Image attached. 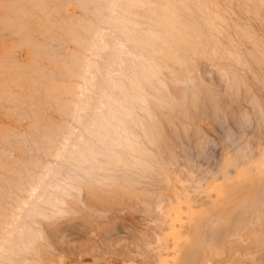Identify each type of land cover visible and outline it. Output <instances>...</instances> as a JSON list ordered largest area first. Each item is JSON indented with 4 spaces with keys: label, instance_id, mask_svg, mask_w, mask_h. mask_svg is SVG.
<instances>
[{
    "label": "rangeland",
    "instance_id": "374dc122",
    "mask_svg": "<svg viewBox=\"0 0 264 264\" xmlns=\"http://www.w3.org/2000/svg\"><path fill=\"white\" fill-rule=\"evenodd\" d=\"M5 1L13 2L14 0L13 1L5 0ZM5 1L0 0V4L4 2L2 4L4 6L6 4ZM50 1L49 0H47V2L44 0H42V2L41 0H39V2L36 1V3L40 4L43 9L45 8L44 12H46L44 13L46 20L43 18L45 21L44 22L42 21V25L48 21H52L53 23L57 15H55V17L53 18H52L53 15L52 16L50 15L54 11H56V13L57 12L63 13V14L59 13L60 19L66 16L68 17L70 16V19L71 17L75 18L73 19L74 21H72V19L70 20L68 17L65 18V21L68 18L69 22L71 21L73 25L71 22L68 25L69 23L67 22L68 20L65 22L64 19L63 20L61 19V22L57 19L59 22H57L56 24L58 25L54 24L56 25L55 27L58 28V29L56 28V30L60 32V29H61V34L65 33L63 32L64 30L62 28H65V31H67L64 35L62 34L63 36L60 35V33L56 34L57 38L60 35L61 39L62 38L64 39L66 34L69 32V34H67V37L65 38L67 39L70 38L69 39L70 41H66V43H63L65 42L64 40L66 39L64 40L62 39V41H60L61 40L59 39L60 37L58 38L59 41H57L58 39L55 37V35L53 36L54 39L56 38L55 40L50 38V39H45L44 41V38L46 37H44L45 35L43 36V33L45 32L47 34L48 33L47 30L49 31V29L48 27H43V26L39 27L41 25H38V27L42 28L43 30L40 29L41 32H39L38 30V33H36L37 30L34 31V28L35 27L37 28L36 24L29 26V27H32V30L35 32V35L33 37L36 36L38 40V41L32 40L35 45L32 44L33 43L32 41L28 42L29 40H31L32 34H34V32L32 31H30L32 32L31 36H29L31 37L30 39H28L26 36L24 39V35L22 36L23 37L22 39V37H20V34H16L14 29L12 31L9 29L11 27H8V26L6 27V25L4 26L5 24L3 23L4 19H7L8 16L11 14V12L8 13V9L5 10L4 7L3 8L0 7V21H2L3 19V21L0 22V56H3V57H0V58L7 60V62L3 61L2 59L0 60L2 61L0 62L1 63L0 65H2V63L6 65V66L5 65L0 66V73L1 74L4 73V75L2 74L3 76L0 74L1 76L0 85L3 86V88L0 86L1 87L0 88V169H1L0 170L1 172L0 173V198H1L0 199V217H1L0 218V223H1L0 229L3 231L2 232L0 230V233H1L0 234L1 235L0 236V248L2 247L1 245L3 243L2 253H4V254L0 253V261L3 260L2 263L4 264H10V262L12 264H26L27 259H30L28 260V263L30 264L32 263L31 259H33V254L35 253V251L37 253V250H39L38 252L40 253L45 248L48 247L47 249H45L44 252L41 253V255L39 253L37 254L38 256V258L36 257L37 264H158V262L159 264L161 263L162 264H208V263L209 264H264V238H263L264 237V222H263L264 213L261 210L262 205L264 203V190H255L253 191V194L250 197L251 199H254V200L255 199L262 200L261 205L259 206H251V205L239 206L238 203H235V201H231L232 203H235V204L229 205L230 209L232 208L231 214L228 215L229 222L224 225H218L212 222H210L211 225H207L206 221L203 220L204 214L197 213L194 216L195 212L193 213V211L195 210L196 211L200 209L203 210L204 207L209 206L208 204L211 203V200H214L216 197L218 200L219 198L222 199L221 194L223 195L224 193L229 192L228 190L230 188L231 189H233V187L236 188V186L244 184L247 180L255 182L259 178H264V175H263L264 174V56H263L264 55L263 54L264 53V17H263L264 16V9H263L264 6L260 7L259 5L258 8L260 10L257 9L256 7L253 8L255 6L254 3L248 2L247 4V0L246 1L244 0L242 1L241 0H190L191 2L189 0H173V2L172 0H166V2L164 0H158L160 3L163 2L165 5H163V3L162 4L158 3L157 0H153L155 1L153 2V4H152V0H147V1L143 0L144 2H142L141 0L139 1L131 0L130 3H132V5L128 3V1L126 0H119V1L118 0H115V1L114 0H110V1L109 0L108 1L99 0L100 4H98L99 3L98 0L97 1H94V0L87 1L86 0V2L84 1L85 3L83 2L84 4L82 3L83 0H80V3L78 2V0H71V1L70 0H66V1L65 0H52L51 2ZM57 1L61 3H58ZM74 1H77L79 3L78 6L76 5L77 2L74 3ZM104 1H105V5H104ZM117 1L119 4L116 3ZM44 2L46 4L49 2L48 3L49 5L48 4L44 5L45 4ZM62 2H65V3H62ZM113 2H115L118 5V9L117 7H115L116 5ZM149 2H151V4ZM178 2L180 5L177 4ZM89 3H92L94 6ZM106 3L108 5L105 11H104L105 9L104 7L99 9V7L101 6H106ZM142 3L144 5H142ZM168 3H170L169 8L167 7ZM146 4L148 5V7L146 6ZM181 4H183L182 5L183 7L181 6ZM40 5H39V8H40ZM50 5L53 8H50L51 7ZM79 5L80 6L85 5V6L80 7ZM86 5H90L91 8L90 6L86 7ZM128 5L131 6L129 10H127L129 8ZM149 5L150 6L152 5L151 8H149L150 7ZM47 6L50 9V11L46 9ZM96 6H99V7L95 10ZM145 6H146V11L144 10ZM125 7L126 8L128 7V8L126 9ZM132 7H134L133 9L134 12H137V11L139 12L138 13L139 16L137 15V13H133V10L131 9ZM138 7L139 9H141V11L143 8L144 10L142 11L144 12L143 16L145 15L146 17L144 16L142 18L141 16V18L143 20L147 19L149 24L147 23V21L143 22L142 20L141 22V19H140L141 23L138 24L139 17L142 14V12H140ZM81 8H84L87 14L84 13V10ZM87 8L89 9L87 10ZM91 9H94L97 12V15L94 16L96 12L93 13V11H90ZM98 9L99 10L103 9V12L101 11L102 13L100 14V11ZM168 9L170 10L168 11ZM120 10H121V13H123V15L120 13ZM125 10H127L128 12ZM130 10L132 13L129 12ZM147 10L150 12H148ZM48 13L49 14L51 13V14L48 15ZM90 13H92V15H90ZM98 13L100 14V16L98 15ZM108 13L109 15L107 16ZM127 13L128 14L130 13V14L128 15ZM160 13L162 16L161 15L159 16ZM202 13L205 16H203ZM29 14H30V11H28L27 16H31V18L32 17L34 18L32 14L31 15ZM117 14L120 15V17L117 16ZM131 14L132 16H130ZM133 14L137 15L136 18L135 16H133ZM208 14H209V17L211 16L210 18L212 19V21L213 20L216 21L215 24L218 23L220 25V26L217 25L218 27L216 30L214 29L216 28L214 26L215 24H213L212 28L208 26L210 27L208 29L214 30V31L212 30L213 31L212 33H211V30L208 31V29H204L205 27L201 28L203 30L202 32L200 29V26L203 27L205 23L207 22L205 21V23L204 22L202 23L204 25L202 24L200 25L199 23L201 22V19L204 20L207 17L206 15ZM105 15L109 19V21L113 22V25H112L113 27H111V24L109 26L107 25L106 27H104L105 24H108L109 22V21L108 22L106 21L108 19L105 17ZM27 16L25 14L24 18L25 17L27 18ZM48 16H50L52 19L49 18L50 20H48L47 19ZM179 16H180V19H179ZM123 17L125 18L123 19ZM127 17L129 19L128 20L129 23H124V21L127 20ZM132 17L135 18L133 19L135 20V22L132 21ZM31 18L29 20H31ZM76 18H79V19L76 20ZM81 18H82V22H81ZM110 18L112 19L110 20ZM120 18H122V20ZM137 18L138 20H136ZM83 19L88 22L87 23L83 22ZM103 19H105L107 23L106 22L100 23L104 21ZM113 19H115L116 23L118 24L115 23V20L112 21ZM173 19H176L177 21H179V23L181 21L180 24H183V27H181L180 30H176V32L182 34L186 30L187 31L186 38L191 39L190 40L191 42L189 40L188 42L182 41L181 43H177L174 41V42H171V44L170 43L164 44L162 42L164 40L162 39L163 37H167L168 39H170L168 34H170L171 30H172L171 31L172 33L175 32L173 31L175 29H171L168 26L169 23ZM211 19L209 21H211ZM153 20L157 21V23L154 22ZM62 21H64V23ZM95 21L97 22V24L95 23ZM167 21L169 22L167 23ZM193 21H196V23L199 25H197ZM74 22L77 23L76 24L77 26L74 25ZM79 22L81 23V25L78 24ZM136 22H138L137 23L138 25L136 24ZM52 23L48 22L47 26L48 25L50 26L51 24L50 28L52 27L54 28V25ZM60 23H62V25ZM142 23H144V25H142L144 26L143 28L140 27ZM94 24L96 25V27L100 28V29L98 28L100 31L97 30ZM128 24H130V27ZM44 25L46 26V24ZM65 25L67 29H69V31L66 29ZM125 25H128V26H125ZM156 25L157 26L159 25V27H157ZM194 25L199 26V28L196 29ZM70 26L72 27V30L71 28H69ZM73 26H76V30L74 31H73ZM78 26L83 27V29H81L79 33H77ZM88 26L90 27L89 29H91L92 31L89 29L87 30ZM123 26L126 30V33L124 31ZM135 26L137 29L135 28ZM93 27H95V30H93L94 29ZM191 27L192 29H194L195 27V29L197 30V33H195L194 31H191V29H189ZM5 28H8V29H5ZM84 28L86 30H84ZM118 28H120V30ZM244 28L247 30V32L243 30ZM3 30L6 32H4ZM53 30H54V33L57 32L55 31V28ZM51 31L52 29L48 33L50 34V37L52 36L51 34L53 33V32L51 33ZM72 31L73 32L76 31L78 37L81 36L79 37L80 39L77 38V35H75L76 33H74V36H73ZM123 31L125 33L124 35L127 34L131 37L129 38L127 35L121 36ZM97 32L99 33L97 34ZM208 32H210L209 37H208ZM152 33L154 35L155 33H157L158 37H154ZM211 34L215 38L217 37L216 39L218 40L217 41L218 43L220 42L219 43L220 45L216 43V46H217L216 48L218 50L215 47H213V50H210V51L208 50L209 49L208 45L210 42H212L211 41L212 38H210ZM102 35L103 36L105 35V36L103 37ZM108 35L109 37H107ZM121 37H124V38L127 37V38H125L126 40L125 39L123 40V38ZM133 37H136L135 39L136 41L134 40ZM26 38L28 40H26ZM104 38L108 42L112 41L110 45L108 42H106V40H104ZM71 39L75 41H71ZM127 39L131 41V44L129 40L127 41ZM149 39L152 40L153 43ZM207 39H209V41ZM86 40L89 42H87ZM146 40L148 41V43L146 42ZM21 41L22 43H20ZM36 41L38 42V46H39V42H42V41L45 42L44 45L46 47L39 46L41 48V51H39L40 48L36 46ZM102 41L105 44L107 43L108 46L103 45ZM95 42H97L98 44L97 43L95 44ZM125 42L126 43L129 42V45L131 47L129 45L125 47L126 45ZM207 42H209L208 45H207ZM30 43L33 46L32 45L30 46L29 45ZM122 43H124V45ZM132 44L139 45V48H138L139 51L136 50V53H138V56L137 54H135V52L133 53V51H135L136 45L132 46ZM47 45L49 47H47ZM95 45H97L98 47ZM34 46H36L38 51H35L36 48ZM108 47L109 49H107ZM33 48L35 49L34 51L36 55L39 52L40 53L38 54V56L41 54L39 57L37 56V59H35L36 55L33 54L32 52ZM42 48L44 49L43 52H42ZM47 48L50 53L47 52L46 50ZM103 48L105 49L103 50ZM127 48L128 50H126ZM257 48L259 49V52L257 51L258 50ZM146 49H148L147 50L148 52L145 51ZM102 50L105 51V53H103ZM185 50L188 52H185ZM215 50L217 52H215ZM6 51L9 53V55ZM129 51L130 53H128ZM44 52L46 53V56L43 55ZM106 52H108L107 56H105ZM187 53H189L188 54L189 57H186ZM259 53L263 55H260ZM52 54H56V56L55 55L53 56ZM96 54L99 56H96ZM103 54L105 55L100 59V57ZM47 55L49 56L51 55V56L50 57L48 56L47 58ZM57 55L58 56L60 55V56L58 57ZM118 55L120 56L118 57ZM192 55L194 56V59H192L193 58ZM68 56L70 57L68 58ZM147 56L149 59L154 57L150 60V63H151L150 65L149 63L146 62ZM8 57L13 60L9 61ZM43 57H45V59H43ZM55 57H57L56 58L57 60H54ZM62 57L64 58V60ZM104 57L106 58L109 57V58L108 60L107 59L105 60ZM210 57L212 58L211 60L209 59ZM174 58L175 59L177 58L178 60L177 59L174 60ZM131 59L133 60V62H130ZM201 59H203L204 61ZM34 60L38 64L37 63L35 64ZM60 60L65 61L64 62L65 65L64 64L61 65V63L63 62H61ZM66 60L68 63L66 62ZM186 60L187 62H185ZM188 60H190L191 62ZM8 61L9 62L15 61L16 63H18L19 61L18 64H15V62L14 64H12L13 68L16 65L20 66L21 68L16 67L17 69L16 68L14 69L18 71L21 69L19 72L22 77L23 75L25 76L26 80L25 79L22 80V77L19 79L20 75H17L18 74L17 71L14 70L13 68L6 69V67L8 66L11 67V63H9ZM31 61L35 64V66H32L33 63ZM49 61H51V63H49ZM69 61L71 62L72 65L69 64L70 63ZM137 61L138 63L139 62L140 63L138 64ZM103 62L105 63L107 62V64ZM179 62L182 64H180ZM23 63H25V65L32 66V67L29 66L30 67V70L28 69L29 72L27 71V69H25V67H22V65H24ZM131 63H135L136 65L135 66L133 64L134 65L133 70H131L133 68V65ZM53 64H57V65H53ZM167 64L170 67L167 66ZM152 65L154 66V68ZM37 66L38 67L41 66V67L38 68ZM119 66H121L120 69H119ZM192 66L193 67L196 66L194 67L195 69ZM234 66L236 69H233ZM3 67L6 69V72L4 71L5 69ZM33 67L36 68L35 72L33 71L35 70ZM94 67L95 68L97 67L99 70L94 69ZM2 68L4 69L3 71H2ZM32 68L33 70H31ZM68 68L70 71L68 70ZM191 68L192 70H190ZM127 69L131 71V72L129 71L131 74L130 73L127 74L128 73ZM7 70L9 71V73ZM11 70L13 71L14 74L12 73ZM153 70L155 71V73H153L154 72ZM159 70L161 71L160 74H159ZM186 70L188 73L186 72ZM93 71H95L94 73L96 74H94ZM179 71H181V73ZM22 72L23 73L25 72V73L22 75ZM32 72L34 73V75L31 74ZM67 72H70V73H67ZM27 73L31 75L27 76ZM58 73L59 74L61 73V74L58 75ZM8 74H9V77L6 76ZM42 74H45V76ZM157 74H159L158 76L159 77L161 76V77L157 78L158 77ZM165 74L167 77L165 76ZM167 74L168 75L171 74V75L168 76ZM13 75H15L16 77ZM121 75L122 76L124 75L125 79ZM126 75L128 76L132 75V77H135V79H133L132 77L129 78ZM4 76L6 77L3 78ZM51 76L54 77L52 78L53 80L51 79ZM95 76L99 79V81ZM109 76H111L112 78ZM30 77H32L33 79H31ZM48 77L50 80H48ZM126 77H127V80H126ZM29 78L31 79L32 82L35 79L36 80L35 83H32L30 80H28ZM67 78L69 82L67 81ZM95 78L97 79L99 84H97ZM136 78L138 80H136ZM164 78H166L167 81H165ZM10 79L11 81L12 80L13 81L11 82ZM45 79L50 82L46 81ZM107 79L111 81V83H109ZM111 79L115 82H113ZM119 79H120V85H119V81L118 83L116 82V80H119ZM123 79L126 81H123ZM160 79H163V81L160 82L161 81ZM51 80L53 83L51 82ZM26 81L29 83V84L26 83L29 86L24 85ZM127 81H130L131 83H133L132 85H133L134 90L132 88V85H129L131 83L128 84ZM94 82H96L97 84V85L95 84L96 86L94 85ZM125 82H127V84H125ZM3 83L4 84L8 83V84L4 85ZM31 83L33 85H31ZM100 84L102 85L104 89L100 87L101 86ZM111 85L114 89L111 87ZM114 85H116L118 88H116ZM126 85L127 87L128 86L130 87L127 88ZM138 85L139 87H137ZM141 85H143V88L146 87L147 90L144 89V92H143V90L141 89V92H140V88H142L140 87ZM54 86L56 87L57 90L54 88ZM120 86L121 88H119ZM164 86H166V88ZM51 87L53 89H51ZM108 87H110V89ZM54 89L56 90V92H52L54 91ZM129 90H131L133 93H131V91ZM150 90H151V94H150ZM136 91L140 92V95L139 93H136ZM146 91H149V93L148 92L146 93ZM11 93L13 94V96H11ZM119 93L121 95V98H123L125 95L124 97L125 99L123 98L124 100L123 99L120 100ZM51 94H52V97H51ZM169 94H170V97H168ZM156 96L157 98H159L158 100L155 98ZM107 97L108 98L110 97V99L112 100L114 99L113 100L114 103L110 102L112 101L110 99L108 101ZM117 97L119 98V100H117ZM161 97H162V100H160ZM135 98L137 100H140V99L141 100L138 102L137 100H135ZM115 101H116V104L122 103L120 105H122L124 112L122 109L121 110L118 109L121 106H116ZM48 102L50 104H48ZM142 102L144 105L142 104ZM111 106H112V109H111ZM166 106H168L169 108ZM109 109L112 111H109ZM95 112H96V115H95ZM111 112L114 114V117H112V119H111V116L113 114L111 115ZM118 119H120L121 122ZM101 120L103 122H101ZM47 122L50 124H48ZM126 122L128 123V125ZM150 122L152 124H150ZM45 123L46 125H43ZM142 127H144L145 129ZM89 128L91 131L89 130ZM98 128H101V129H98ZM113 128L115 129L113 130ZM150 130H151V134H150ZM131 131H133V133H131ZM158 133H161V134L159 135ZM147 134L151 135V137L148 136ZM50 138L51 140H49ZM116 138L119 141L117 143L118 145H116V141H117ZM149 138L151 140L150 142H149ZM129 142H131L132 144L135 143L133 144L134 146L136 145H139V146L135 147L136 148L135 150L134 146H132V144H130ZM120 143L122 147L121 145H119ZM124 145H126V147ZM131 146L132 148H130ZM138 147L140 150L143 151L142 157L141 156L138 157V153H137ZM130 149L131 150L134 149L135 151L134 150L132 151L136 152V155ZM89 150H91L92 154L89 152ZM97 150H98V153H97ZM142 151H138V152L142 153ZM100 152H103V153H101L100 155ZM120 152L121 154H119ZM150 153L152 156L150 155ZM94 154L97 155L96 156L97 158L95 157ZM77 155L80 156L81 161L78 159ZM91 155L92 156L94 155L93 159ZM81 156L85 158L88 157V159H85ZM99 156H101V158ZM102 156L104 157L102 158ZM106 157L107 159L104 162L103 159ZM122 157L123 159L125 158V160H121ZM131 157L132 159H130ZM111 158H114V159H111ZM82 159L85 160V164L87 163L86 166L85 165L82 166V163L84 162ZM90 159L92 160L91 163H89ZM93 160H95V162L97 161L96 164H93L95 163L93 162ZM140 160L141 162H139ZM122 161H124V164ZM136 161H138V164ZM100 162H102L101 165L104 164V166H101L99 164ZM109 162H111L112 164L110 165ZM117 162L120 164H123V166L120 164L117 165L118 164ZM142 162L143 164L146 163L145 165L148 164L147 166L148 167L150 166V168L147 167L148 168L147 169L145 165L141 164ZM74 163L76 164V167ZM78 163L80 164V166ZM105 164H107L108 166H106ZM70 165H72V167ZM114 165L116 166V169ZM124 165H127V166H124ZM132 165L133 166L136 165L135 168L134 167L132 168ZM139 165L142 167H140ZM87 166L91 170H94L93 169L94 166L95 168L97 167L96 171L100 173H97L96 171L91 172V170ZM143 166L145 167L143 168ZM79 167L81 168L80 170V172H82L81 175L80 173H78ZM85 167H87L90 170V174L88 172L89 170L86 169ZM104 167L107 170L103 169ZM73 168L75 169L77 168L78 170L75 171V169ZM135 169L137 170V172ZM149 169L150 171L152 169V171L150 172ZM68 170L69 171L72 170L70 171L71 175L67 173L69 172ZM102 170L105 171L106 173L103 172ZM64 171L66 174H68L71 177V179L68 177V175L64 173ZM114 171L116 175H113L115 174ZM73 173H76V174L73 175ZM84 173H86L85 174V176H87L85 177L86 179L83 177ZM91 173L94 175H92ZM134 174L135 175L138 174V176L136 175L137 178L135 177ZM37 175H38V178H37ZM72 175H73V179H72ZM101 175L102 176L104 175L103 178L105 177L104 179L105 181H110L109 177H111L112 183L110 182L109 183L110 184L114 183V184L112 186L111 185L107 186V188H110V189L106 188L105 184L107 183L102 180ZM123 175H124V179L122 178ZM63 176L65 177L67 176V178ZM76 176H79L80 180L82 179V181H80L78 177L76 179ZM80 176H82V178ZM98 176H101V178H99ZM119 176H120V179H118ZM4 177H7V178H4ZM106 177L108 178V180ZM48 178L49 179L51 178L54 183ZM56 178L58 179V181L56 180ZM64 178H65V181H63ZM125 178L131 181L133 179H134L133 181L136 180L135 181L136 184L131 182L132 184L135 185L134 186L131 184L132 190L131 188L129 190L130 183H127V179ZM138 178H142L143 180L141 179L138 180ZM67 179L68 180L70 179L69 181L73 180V183H71L72 186L70 185V182ZM55 180L57 181L56 182L57 187L55 185ZM93 180H94V183H90V182H93ZM96 180H98V182ZM122 180H125V181H122ZM49 181L51 184L49 183ZM79 181L80 182L85 181V183L82 184ZM95 181L97 182V184ZM59 182L60 184L62 183L63 184L60 185ZM124 183H126L127 185ZM92 184H94L95 186L93 187L98 188V190L97 189L94 190V188L92 187L93 189H90L91 191L90 192L88 190L89 189L88 186L91 187ZM58 185H60V188ZM76 185L78 189H76ZM62 186L65 188V190H67L65 194H64V189L62 188ZM67 186L68 187L71 186V187H69L68 189ZM101 186L105 187L106 190H108L109 195H105V196L103 195V194H108V193H106L107 191L106 190L104 191V188H102ZM73 187L75 188V190H73ZM100 187L102 189H100ZM113 188L115 189L113 190ZM121 188H122V191L120 192ZM60 190L62 192V195H64L63 200H61L62 195L61 196L57 195V193H59ZM125 190L126 191L128 190V191L126 192ZM43 191L45 192L46 195L43 193ZM111 191L114 192L113 193L114 196L112 195V197H110ZM129 191H131L132 195L131 193H129ZM53 192H55L54 197H49L48 195L50 194L51 196H53L52 195ZM98 193L99 195H103L104 197L108 196L109 198H113V199L108 198L109 201L106 202L104 201V199L102 200V198H104L103 196H101L102 198L98 196ZM138 193L142 194V196ZM10 194H13V195H10ZM78 194H80V196ZM88 194H93V195L96 194V196L99 197V200H98V197L96 199L91 200L89 197H91L92 195L89 196ZM115 194H116V197H115ZM134 194L135 196L136 195L137 196L135 197ZM152 194H155V195H152ZM149 195H151L152 197ZM59 196L60 198H58ZM74 196H79V197H75L76 199H74ZM123 196L124 197L126 196V198H124ZM140 196L142 198H140ZM160 196H161V199H160ZM48 198L49 199L53 198L54 203L53 201H51V199L47 201ZM105 199H107V197ZM42 200H44V203H42L43 202ZM157 200L160 201L161 204L160 202L158 203ZM62 201L65 202L66 204L63 203ZM72 201L75 202L74 207H73ZM78 201L80 204L78 203ZM37 202H40V203H37ZM55 202H57L56 205L58 207L55 205ZM93 202H94V205H93ZM51 205H52V208L55 205L56 206L55 208H58V209H55V208L54 210L51 209ZM99 205L100 206L103 205V206L100 207ZM39 209L41 212L39 211ZM62 209L63 210L65 209L64 210L65 213H63L64 211ZM67 209H68V212L71 211V213L70 212L66 213ZM4 210H6L7 212ZM9 211L11 213H9ZM50 211H53L52 214H50L51 213ZM32 212L34 213V215ZM36 213H38L39 215H37ZM46 215L48 216L46 217ZM191 215H193V218L196 220L202 219L200 228L203 225H205V227L203 226L201 229L197 230L196 232H192L191 234L195 233V236L194 237L191 236V238L187 241L186 244H184L183 242L178 243L180 239H183V234H185V231H186L185 230L183 234H180V231L182 229V224L186 223L185 220L181 222L180 219L189 217ZM35 218H36V221H35ZM42 224L46 226L44 227L42 226ZM187 225L188 224L186 223L185 229ZM176 226H179V227H176ZM42 227L44 228V230H47L46 232L48 233L42 231L43 230ZM7 228L9 229L8 230L9 232L11 231L10 229H12L13 231L8 233V231L6 230ZM31 230L33 232H31ZM36 230L39 231L40 233L39 235V233L37 234L36 232V235L40 236V239L37 237L38 241L37 239L35 240L36 235L35 237L34 235H32L33 237H26L27 235L31 236L32 233L34 234L35 233L34 231ZM11 233L13 234L17 233L18 235L14 234L15 236L14 235L10 236ZM253 235L258 238H256L255 240L251 239V237H254ZM13 236L16 238L15 240L13 239ZM8 237L13 239L14 241L11 239H10L11 241H9ZM188 237L189 236H187L184 240H186ZM5 238H8L7 239L9 241L8 244ZM25 238H28V239H25ZM41 238H42V241H41ZM259 238L261 239V241L259 240ZM3 239L4 241H2ZM16 240L17 241L19 240V243ZM46 240L48 241V243H46L47 242ZM250 240L253 241L254 244ZM20 241L23 244L20 243ZM255 241L258 244H255ZM13 242L18 243V244L14 243L13 246H11L10 244ZM28 242L32 243L31 244L32 246L29 245L30 243L28 244L29 246L28 245L25 246ZM19 244H22V246H20ZM34 244L39 245L37 246L39 248L37 249L34 246ZM46 244H48V246ZM7 245H9V251H7L8 249H6L8 247ZM15 245H18V248ZM210 246L213 247V251L209 249ZM28 247H30L29 248L30 253L31 251L33 253V250L35 249L33 254L32 253L30 254L29 252H27ZM4 249L6 251H4ZM11 249H13L18 254H15V252H11ZM19 249H21V252L19 251ZM30 249H33V250H30ZM0 252H1V249H0ZM23 253L26 256L23 255ZM15 255L17 256L15 257ZM4 259H6L7 261Z\"/></svg>",
    "mask_w": 264,
    "mask_h": 264
},
{
    "label": "bare ground",
    "instance_id": "6f19581e",
    "mask_svg": "<svg viewBox=\"0 0 264 264\" xmlns=\"http://www.w3.org/2000/svg\"><path fill=\"white\" fill-rule=\"evenodd\" d=\"M4 1H5V0H4ZM10 1H11V0H10ZM12 1H13V0H12ZM36 1L39 2V0H14L13 2L5 1L6 4H5L4 6L2 5L4 2H3V3L1 2L2 4H0V7H1V8L4 7L5 10L8 9V13L11 12V14L8 16V18H7V19H4V22H3V23H5L4 26L6 25V27H7V26H8V27H11L12 29H11V28H9V29L12 30V31H13V29H14L15 32H16V34H20V37H22V36L24 35V39H25V36H26L28 39H30V38L32 37L31 40H29L28 42H30V41H32V40H33V41H34V40H37L36 36L33 37V36L35 35V32H34V31L37 30L36 33H38V30H39V32H41V30H43V29H42V28H39V27H42V26H43V27H48L49 31L52 29L51 33L53 32V33L51 34V35H52L51 37H50V34H48V33H49L48 30H47V32H48L47 34L44 32L45 34L43 33V36L45 35L44 37H46V38H44V41H45V39H50V38L54 39L53 36L55 35V37H56V34H59V33H60V35H62V34L64 35V34L67 32V31H65V28H62V29L64 30L63 32H65V33H62V34H61V29H60V32H59L58 30H56L57 27H55V26L58 25V24H56L57 22H59V21L61 22V19H62V20L64 19V21H65V18L68 17V16H66V17L60 19V15H59L60 12H59V13L57 12V13H58V14H57L56 11H54V12L56 13V14H55V13L52 11L54 14H53V13H52V14L50 13L51 15L48 13V15H50V16L53 15L52 18L55 17V15H57V16L55 17L56 19H54L55 22L53 21V23H52V21H48V22H51L53 25L56 24V25H54V28H55V31H57V32L54 33V30H53L54 28H53V27L50 28V27H51V24H50V26H49V25L47 26V23H48V22H46V23H44V24H46V26H45L44 24L42 25V21L44 22V21L46 20V19H45V16H44V15H45L44 13H46V12H44V9H45V8L43 9L42 6H41L40 4H37V3H36ZM44 1L47 2V0H44ZM49 1H50V0H49ZM51 1H52V0H51ZM51 1H50V2H51ZM65 1H66V0H65ZM70 1H71V0H70ZM84 1L86 2V0H83L82 3H83ZM87 1H88V0H87ZM94 1H97V0H94ZM102 1H103V0H102ZM102 1H101V2H102ZM107 1H108V0H107ZM109 1H110V0H109ZM114 1H115V0H114ZM118 1H119V0H118ZM118 1L116 2L117 4H119ZM126 1H128V3L131 2V0H126ZM137 1H139V0H137ZM141 1L144 2L143 0H141ZM146 1H147V0H146ZM157 1H158V0H157ZM164 1L166 2V0H164ZM189 1H190V0H189ZM241 1H242V0H241ZM244 1H246V0H244ZM27 2H28V3H27ZM41 2H42V0H41ZM41 2H40V3H41ZM57 2H58V1H57ZM67 2H68V1H67ZM75 2H77V1H74V3H75ZM78 2L80 3V0H78ZM78 2L76 3L77 6H78V4H79ZM85 2H84V3H85ZM89 2H91V1H89ZM98 2H99L98 4H100V1H99V0H98ZM153 2H155V1L152 0V4H153ZM172 2H173V0H172ZM190 2H191V1H190ZM197 2H198V1H197ZM248 2H249V3H250V2H253V3H254L255 6H254L253 8L256 7L257 9H259V8H258L259 5H260V7H263V6H264V0H249V1L247 0V4H248ZM44 3H45V2H44ZM48 3H49V2H48ZM48 3H47V4H48ZM58 3H61V2H58ZM62 3H65V2H62ZM82 3H81V4H82ZM84 3H83V4H84ZM92 3H93V2H92ZM92 3H89V4L93 5ZM113 3L116 5L115 7H117V9H118V5H117L115 2H113ZM125 3H126V2H125ZM128 3H127V4H128ZM140 3H141V2H140ZM140 3H138V4H140ZM149 3L151 4V2H149ZM158 3H160V2L158 1ZM162 3H163V2H161L160 4H162ZM187 3H188V2H187ZM42 4H43V3H42ZM47 4L45 3L44 5H47ZM86 4H87V3H86ZM98 4H97V5H98ZM102 4H103V3H102ZM130 4L132 5V3H130ZM156 4H157V3H156ZM169 4H170V3L167 4V5H168V6H167L168 8H169ZM177 4H179V2H178ZM37 5H38V6H37ZM39 5H40V8H39ZM48 5H49V4H48ZM66 5H67V4H66ZM95 5H96V4H95ZM104 5H105V1H104ZM107 5H108V4L106 3V6H101V5H100L101 7L96 6L95 10H96L98 7H99V9L102 8V7H104L105 9H104V8H103V9H104V11H105V10L107 9V8H106ZM120 5H121V4H120ZM142 5H144V4L142 3ZM154 5H155V4H154ZM163 5H165V4L163 3ZM172 5H173V4H172ZM179 5H180V4H179ZM182 5H183V4H181V6H182ZM190 5H191V4H190ZM192 5H193V4H192ZM250 5H251V4H250ZM50 6H51V5H50ZM50 6H49V7H50ZM77 6H76V7H77ZM79 6H80V5H79ZM82 6L84 7L85 5H82ZM82 6H80V7H82ZM87 6L89 7L90 5H86V7H87ZM93 6H94V5H93ZM93 6H92V7H93ZM128 6H129V5H128ZM134 6H136V5H134ZM139 6H140V5H139ZM146 6L148 7L147 4H146ZM146 6L144 7V8H145V9H144L145 11H146ZM149 6H150V5H149ZM151 6H152V5H151ZM151 6H150L149 8H151ZM203 6H204V5H203ZM252 6H253V5H252ZM80 7H78V8H80ZM109 7H110V6H109ZM123 7H124V6H123ZM130 7H131V6H129V8L127 7L128 9H127L126 7H125V8H126L127 10H129ZM170 7H171V6H170ZM182 7H183V6H182ZM192 7H194V6H192ZM207 7H208V6H207ZM50 8H53V7L51 6ZM90 8H91V6H90ZM110 8H111V7H110ZM140 8H141V7H140ZM161 8H162V7H161ZM163 8H164V7H163ZM177 8H178V7H177ZM180 8H181V7H180ZM203 8H204V7H203ZM42 9H43V10H42ZM46 9L50 11V9L48 8V6L46 7ZM63 9H64V8H63ZM63 9H62V11H63ZM81 9H83V10H84V13H86L84 8H81ZM88 9H89V8H87V10H88ZM99 9H98V10H99ZM103 9H102V10H99V11H100V14L103 12ZM117 9H116V10H117ZM131 9L133 10L134 7H132ZM138 9H139V7H138ZM147 9H148V8H147ZM152 9H153V8H152ZM155 9H156V8H155ZM166 9H167V8H166ZM166 9H165V10H166ZM171 9H173V8H171ZM182 9H183V8H182ZM205 9H206V8H205ZM208 9H209V8H208ZM263 9H264V8H263ZM53 10H54V9H53ZM95 10H94V9H91L90 11H93V13H94V12H96ZM98 10H97V11H98ZM127 10H125V11H127ZM136 10H137V8H136ZM139 10H140V12L144 11L143 8H142V11H141V9H139ZM163 10H164V9H163ZM169 10H170V9H168V11H169ZM189 10H190V9H189ZM259 10H260V9H259ZM28 11H30V14H29V15L32 14V16H34V18L32 17L33 19L31 18V16H27V15H28ZM37 11H38V12H37ZM40 11H41V12H40ZM45 11H46V10H45ZM49 11H48V12H49ZM57 11H58V10H57ZM81 11H82V10H81ZM99 11H98V12H99ZM101 11H102V12H101ZM118 11H119V10H118ZM147 11H148V10H147ZM157 11H158V10H157ZM31 12H32V13H31ZM35 12H36V13H35ZM82 12H83V11H82ZM87 12H88V11H87ZM108 12H109V11H108ZM115 12H116V11H115ZM127 12H128V11H127ZM129 12H131V10H130ZM148 12H150V11H148ZM148 12H146V13H148ZM186 12H187V11H186ZM261 12H262V11H261ZM5 13H6V12H5ZM40 13H41L42 15H41ZM88 13H89V12H88ZM112 13H113V12H112ZM120 13H121V10H120ZM120 13H119V14H120ZM131 13H132V12H131ZM133 13H137V15L139 16V14H138L139 12H138V11H137V12H134V10H133ZM146 13H145V14H146ZM166 13H167V12H166ZM176 13H177V12H176ZM183 13H184V12H183ZM188 13H189V12H188ZM193 13H194V12H193ZM208 13H209V12H208ZM255 13H256V12H255ZM6 14H7V13H6ZM20 14H21V15H20ZM25 14H26L27 18L30 17L31 20H29L30 18H28V20H27L26 17L24 18ZM36 14H38L39 16L36 15ZM60 14H63V13H60ZM86 14H87V13H86ZM100 14L98 13L99 16H100ZM121 14L123 15V13H121ZM127 14H128V13H127ZM129 14H130V13H129ZM129 14H128V15H129ZM143 14H144V12H142V14H141L140 17H139V21H138L139 23L136 22V24H137V23L140 24V23L142 22V20H143L142 18L145 16V15L143 16ZM180 14H181V13H180ZM189 14H190V13H189ZM7 15H8V14H7ZM7 15H5V16H7ZM40 15H41L42 17H41ZM90 15H92V13H90ZM95 15H97V12L94 14V16H95ZM108 15H109V13L107 14V16H108ZM137 15H134V14H133V16H135V18H136ZM150 15H152V14H150ZM155 15H156V14H155ZM160 15H161V13L159 14V16H160ZM164 15H165V14H164ZM169 15H170V14H169ZM169 15H167V16H169ZM200 15H201V14H200ZM202 15H203V13H202ZM50 16H48V18H47V17H46V18H47L48 20H50V19H49V18H51ZM99 16H98V17H99ZM103 16H104V15H103ZM103 16H102V17H103ZM117 16L120 17V15H118V14H117ZM130 16H132V14H131ZM141 16H142V18H141ZM161 16H162V15H161ZM165 16H166V15H165ZM187 16H188V15H187ZM190 16H191V15H190ZM194 16H195V15H194ZM194 16H193V17H194ZM203 16H205V15H203ZM206 16H207L209 19L206 17L204 20L201 19V22H200V23L198 22V23L201 25L203 22L205 23V21H207V22L205 23V25L202 24V25H204L203 27L200 26V29H201V28H204V27H205L204 29H208V28H210V27L212 28V27H213V24H215V22H216V21H214V20H213L214 22L212 21V19L210 18L211 16L209 17V14L206 15ZM215 16H216V15H215ZM57 17H59V18H57ZM76 17H77V16H76ZM105 17H106V15H105ZM145 17H146V16H145ZM263 17H264V16H263ZM3 18H4V17H3ZM43 18H44L45 20H44ZM52 18H51V19H52ZM68 18L70 19V16H69ZM68 18L66 19V21L68 20L67 22H69V19H68ZM99 18H100V17H99ZM106 18H107V17H106ZM124 18H125V17H123V19H124ZM130 18H131V17H130ZM135 18L132 17V21L135 22V20H133V19H135ZM162 18H163V17H162ZM166 18H168V17H166ZM199 18H200V17H199ZM42 19H43V20H42ZM57 19H58L59 21H58ZM71 19H72V21H74L73 19H75V18H72V17H71ZM71 19H70V20H71ZM77 19H79V18H76V20H77ZM84 19H85V18H84ZM84 19H83V22H86V23H87L88 21H85L86 19H85V20H84ZM94 19H95V17H94ZM96 19H97V17H96ZM107 19H108V18H107ZM111 19H112V18H110V20H111ZM120 19L122 20V18H120ZM140 19H141V22H140ZM144 19H146V18H144ZM154 19H155V17H154ZM171 19H172V18H171ZM179 19H180V16H179ZM190 19H191V18H190ZM196 19H197V18H196ZM210 19H211V21H209ZM213 19H214V18H213ZM56 20H57V21H56ZM103 20H104V21H102V22H100V23H103V22H106V21L108 22V21H109V19L106 20V21H105V19H103ZM114 20H115V19H113L112 21H114ZM121 20H120V21H121ZM128 20H129V19H128V17H127V20H125L126 22L124 21V23H129ZM130 20H131V19H130ZM136 20H138V18H137ZM162 20H163V19H162ZM162 20H161V21H162ZM2 21H3V19H2ZM2 21H0V22H2ZM64 21H62V22L64 23ZM66 21H65V22H66ZM78 21H80V20H78ZM120 21H119V22H120ZM144 21H147V23H148V20H147V19H146V20H143V22H144ZM153 21H154V20H153ZM153 21H152V22H153ZM170 21H171V20H170ZM70 22H71V21H70ZM70 22L68 23V25L70 24ZM75 22H77V21H75ZM75 22H74V25L77 24V23H75ZM81 22H82V18H81ZM107 22H106V23H107ZM110 22H111V21H109L108 24H105V26H104V24H103V26L106 27L107 25L109 26V25L111 24V27H113V26H112V25H113V22H111V23H110ZM154 22L157 23V21H154ZM168 22H169V21H167V23H168ZM193 22L196 23V21H193ZM210 22H211V24H210ZM3 23H2V24H3ZM71 23H72V22H71ZM92 23H93V22H92ZM95 23L97 24L96 21H95ZM115 23H116V20H115ZM130 23H131V22H130ZM147 23H145V24H147ZM162 23H164V22H162ZM165 23H166V22H165ZM180 23H181V21H180ZM180 23H179V21H177L176 19H173V20L169 23L168 26H169L171 29H175V30H173V31H175V32L172 33V32H171L172 30L170 31V34H168V36H169L170 39H168L167 37H163V38H162V39H164V40L162 41L164 44H168V43L171 44V42H174V41L177 42V43H181L182 41H186V42H188V40H189V41L191 40V39H187V38H186V35H187V31H186V30H185L186 32L184 31L182 34L176 32V30H180L181 27H183V24H180ZM184 23H185V22H184ZM220 23H221V22H220ZM34 24L37 25V28H36L35 26H33V27H35V28H34V31H33V30H32V27H29V26H32V25H34ZM60 24L62 25V23H60ZM60 24H59V25H60ZM78 24L81 25L80 22H79ZM90 24H91V22H90ZM116 24H118V23H116ZM119 24H120V23H119ZM121 24H122V23H121ZM138 24H137V25H138ZM148 24H149V23H148ZM196 24H197V23H196ZM199 24H197V25H199ZM38 25H41V26L38 27ZM72 25H73V23H72ZM94 25H95V24H94ZM100 25H101V24H100ZM122 25H123V24H122ZM128 25H129V27H130V24H128ZM128 25H125V26H128ZM131 25H132V24H131ZM142 25H144V23H142V24L140 25V27L143 28L144 26H142ZM152 25H153V24H152ZM217 25H219V24L216 23V24L214 25V26L216 27V28H214L215 30H216L217 27H218ZM221 25H222V24H221ZM63 26H64V25H63ZM76 26H77V25H76ZM76 26H73V31L76 30ZM82 26H83V25H82ZM89 26H90V25H89ZM89 26H88L87 30L91 27V26H90V27H89ZM97 26H98V25H97ZM117 26H118V25H117ZM120 26H121V25H120ZM132 26H133V25H132ZM145 26H146V25H145ZM154 26H155V25H154ZM156 26H157V25H156ZM194 26L196 27V29L199 28V26H196V25H194ZM208 26H210V27H208ZM219 26H220V25H219ZM225 26H226V25H225ZM61 27H62V26H61ZM65 27H66V25H65ZM74 27H75V28H74ZM80 27H81V26H78V27H77V28H78V29H77V30H78L77 33H79V31H80L81 29H83V27H81V28H80ZM95 27H96V25H95ZM95 27H93L94 29H93V28H92V29L95 30ZM129 27H128V28H129ZM147 27H148V25H147ZM157 27H159V25H158ZM192 27H193V25H192ZM192 27L189 28V29H191V31H194L195 33H197V30L195 29V27H194L195 30L192 29ZM59 28H60V27H59ZM69 28H71V30H72V27H71V26H70ZM96 28H97L98 31H100V30H99V29H100L99 27H96ZM98 28H99V29H98ZM121 28H122V27H121ZM123 28H124V26H123ZM126 28H127V27H126ZM133 28H134V27H133ZM135 28H136V26H135ZM138 28H139V26H138ZM142 28H141V29H142ZM145 28H146V27H145ZM149 28H150V27H149ZM152 28H153V27H152ZM3 29H4V28H3ZM5 29H8V28H5ZM30 29H31V30H30ZM40 29H41V30H40ZM57 29H58V28H57ZM66 29H67V27H66ZM118 29L120 30V28H118ZM129 29H130V28H129ZM136 29H137V28H136ZM146 29H147V28H146ZM150 29H151V28H150ZM183 29H185V28H183ZM183 29H182V30H183ZM189 29H188V30H189ZM219 29H220V28H219ZM226 29H227V28H226ZM248 29H249V28H248ZM45 30H46V28H45ZM67 30L69 31V29H67ZM84 30H86V29L84 28ZM89 30H91V29H89ZM131 30H132V29H131ZM153 30H154V29H153ZM156 30H157V29H156ZM169 30H170V29H169ZM210 30H211V33L214 31L213 29H208V31H210ZM212 30H213V31H212ZM243 30H244L245 32H247V30H246L245 28H244ZM3 31H4V30H3ZM28 31H29V33H28ZM30 31L34 32V34H32V36H31V33H32V32H30ZM73 31H72V34H73V36H74V33H76V31H75V32H73ZM91 31H92V30H91ZM102 31H103V30H102ZM110 31H111V30H110ZM124 31H125V33H126L125 28H124ZM124 31H123L122 35L120 34L121 36H123V35L125 34ZM139 31H140V30H139ZM151 31H152V30H151ZM191 31H190V32H191ZM198 31H199V30H198ZM202 31H203V30L201 29V32H202ZM223 31H224V30H223ZM236 31H237V30H236ZM4 32H6V31H4ZM42 32H43V31H42ZM70 32H71V31H70ZM81 32H83V31H81ZM88 32H89V31H88ZM115 32H116V31H115ZM115 32H114V33H115ZM121 32H122V31H121ZM188 32H189V31H188ZM201 32H200V33H201ZM206 32H207V31H206ZM221 32H222V31H221ZM221 32H220V33H221ZM11 33H12V32H11ZM77 33H76L75 35H77ZM86 33H87V32H86ZM90 33H92V32H90ZM98 33H99V32H97V34H98ZM140 33H141V32H140ZM148 33H149V32H148ZM218 33H219V32H218ZM29 34H30V35H29ZM40 34H41V33H40ZM40 34H38V35H40ZM67 34H69V32H68ZM67 34H66L65 37H67ZM70 34H71V33H70ZM134 34H135V33H134ZM145 34H146V33H145ZM145 34H144V35H145ZM152 34H153V33H152ZM191 34H192V33H191ZM206 34H207V33H206ZM209 34H210V32H208V37H209ZM226 34H227V33H226ZM247 34H249V33H247ZM27 35H28V36H27ZM41 35H42V34H41ZM60 35H59V36L57 35L58 38L60 37ZM63 35H62V36H63ZM85 35H86V34H85ZM88 35H89V34H88ZM99 35H101V34H99ZM118 35H119V33H118ZM126 35H127V34H126ZM126 35H124V36H126ZM153 35H154V34H153ZM157 35H158V34L155 33L154 37H158ZM198 35H200V34H198ZM201 35H203V34H201ZM215 35H216V34H215ZM29 36H31V37H29ZM69 36H70V35H69ZM91 36H92V35H91ZM94 36H95V35H94ZM102 36H103V35H102ZM102 36H101V37H102ZM104 36H105V35H104ZM104 36H103V37H104ZM127 36H128L129 38L131 37V36H129V35H127ZM139 36H140V35H139ZM147 36H148V35H147ZM211 36H212V34H211ZM211 36H210V38H212V40H211V39H210V40H211L212 42H210V43L207 42V45H208V43H209V45H208V47H209L208 50H209V51H210V50H213V47L216 48V47H217V46H216V43H218V42H217L218 40L216 39L217 37L215 38L214 36H212V37H211ZM220 36H221V35H220ZM228 36H229V35H228ZM39 37H40V36H39ZM48 37H49V38H48ZM65 37H64V39H66V40H64V39L62 38V39L65 41V42H63V43H66V41H70V40H69L70 38L67 39V38H65ZM70 37H71V36H70ZM75 37H76V36H75ZM79 37H81V36H79ZM79 37H78V35H77V38H79ZM95 37H96V36H95ZM97 37H98V36H97ZM107 37H109V35H108ZM119 37H120V36H119ZM154 37H153V39H154ZM194 37H195V36H194ZM226 37H227V35H226ZM230 37H231V36H230ZM27 38H26V40H28ZM33 38H34V39H33ZM40 38H41V37H40ZM56 38H57V37H56ZM56 38H55V39H56ZM58 38H57V39H58ZM93 38H94V37H93ZM121 38H123V40H124V39L127 38V37H125V38H124V37H121ZM133 38H134V40L136 39V37H133ZM196 38H198V37H196ZM203 38H204V36H203ZM206 38H207V37H206ZM206 38H205V39H206ZM231 38H232V37H231ZM251 38H252V37H251ZM22 39H23V37H22ZM55 39H54V40H55ZM59 39H61V37H60ZM59 39H58L57 41H59ZM62 39H61L60 41H62ZM79 39H80V38H79ZM100 39H101V38H100ZM114 39H115V37H114ZM143 39H144V38H143ZM151 39H152V38H151ZM155 39H156V38H155ZM194 39H195V38H194ZM241 39H242V38H241ZM93 40H94V39H93ZM104 40H106V39L104 38ZM121 40H122V39H121ZM121 40H120V41H121ZM125 40H126V39H125ZM128 40H129V39H127V41H128ZM131 40H132V39H131ZM149 40H150V39H149ZM207 40L209 41V39H207ZM232 40H233V39H232ZM250 40H251V39H250ZM255 40H256V39H255ZM22 41H23V40H22ZM22 41H21L20 43H22ZM33 41H32V42H33ZM37 41H38V40H37ZM37 41H36V46H38V42H37ZM50 41H51V40H50ZM52 41H53V40H52ZM71 41H75V40H72V39H71ZM78 41H79V40H78ZM80 41H81V40H80ZM86 41H87V40H86ZM98 41H99V40H98ZM127 41H126V42H127ZM129 41H130V40H129ZM132 41H133V40H132ZM135 41H136V40H135ZM135 41H134V42H135ZM150 41L152 42V40H150ZM153 41H154V40H153ZM156 41H157V40H156ZM195 41H196V40H195ZM195 41H194V42H195ZM25 42H26V41H25ZM87 42H89V41H87ZM91 42H92V41H91ZM93 42H94V41H93ZM106 42H108V41L106 40ZM111 42H112V41L108 42L109 45H110ZM113 42H114V41H113ZM126 42H125V43H126ZM134 42H133V43H134ZM146 42L148 43L147 40H146ZM151 42H150V43H151ZM190 42H191V41H190ZM196 42H197V41H196ZM252 42H253V41H252ZM40 43H41V44H40ZM44 43H45V42H43V41H42V42H39V46H40V47H42V46L44 47V46H45ZM96 43H97V42H95V44H96ZM102 43H103V45L108 46L107 43H106L107 45H106L103 41H102ZM136 43H138V42H136ZM147 43H146V44H147ZM152 43H153V42H152ZM201 43H202V42H201ZM219 43H220V42H219ZM219 43H218V44H219ZM27 44H28V43H27ZM27 44H26V45H27ZM32 44H34V42H33ZM32 44L30 43L29 45L31 46ZM80 44H81V43H80ZM88 44H89V43H88ZM97 44H98V43H97ZM117 44H118V43H117ZM122 44L124 45V43H122ZM130 44H131V41H130ZM144 44H145V43H144ZM212 44H213V45H212ZM227 44H228V43H227ZM253 44H254V43H253ZM24 45H25V44H24ZM24 45H23V46H24ZM29 45H28V46H29ZM34 45H35V44H34ZM92 45H93V44H92ZM100 45H101V43H100ZM115 45H116V44H115ZM127 45H129V42L126 43L125 47H126ZM134 45H136L137 48L135 47V51H133V53L135 52V54H137V56H138V53H136V50L139 51V50H138L139 45H138V44H134ZM134 45L132 44V46H134ZM148 45H149V44H148ZM191 45H192V43H191ZM219 45H220V44H219ZM229 45H230V44H229ZM28 46H27V48H28ZM32 46H33V45H32ZM36 46H34V47L36 48ZM39 46H38V48H40ZM87 46H88V45H87ZM95 46H97V45H95ZM105 46H103V47H105ZM129 46H130V45H129ZM146 46H147V45H146ZM257 46H258V45H257ZM45 47H46V46H45ZM47 47H49V46L47 45ZM93 47H94V46H93ZM97 47H98V46H97ZM130 47H131V46H130ZM151 47H152V46H151ZM199 47H200V46H199ZM202 47H203V46H202ZM208 47H207V48H208ZM235 47H236V46H235ZM255 47H256V46H255ZM258 47H259V46H258ZM30 48H31V47H30ZM147 48H148V47H147ZM160 48H161V47H160ZM192 48H193V47H192ZM194 48H195V47H194ZM197 48H198V47H197ZM218 48H219V47H218ZM224 48H225V47H224ZM31 49H32V48H31ZM101 49H102V48H101ZM104 49H105V48H103V50H104ZM107 49H109V47H108ZM144 49H145V48H144ZM161 49H162V48H161ZM190 49H191V48H190ZM216 49H217V48H216ZM234 49H235V48H234ZM257 49H258V48H257ZM34 50H35V49L33 48V51H32L33 54H35V51H38L37 48H36L35 51H34ZM43 50H44V49L42 48V52H43ZM46 50H47V52H49V51H48V48H47ZM92 50H93V49H92ZM95 50H96V48H95ZM103 50H102V51H103ZM110 50H111V49H110ZM126 50H128V48H127ZM147 50H148V49H146L145 51H147ZM165 50H166V49H165ZM167 50H168V49H167ZM192 50H193V49H192ZM194 50H195V49H194ZM200 50H201V49H200ZM217 50H218V49H217ZM15 51H16V50H15ZM39 51H41V48H40ZM51 51H52V50H51ZM108 51H109V50H108ZM145 51H144V52H145ZM205 51H206V50H205ZM257 51L259 52V49H258ZM257 51H256V52H257ZM6 52H7V51H6ZM11 52H12V51H11ZM13 52H14V51H13ZM30 52H31V51H30ZM115 52H116V50H115ZM131 52H132V50H131ZM147 52H148V51H147ZM152 52H153V50H152ZM185 52H188V51L185 50ZM185 52H184V53H185ZM202 52H203V50H202ZM215 52H217V51L215 50ZM218 52H219V51H218ZM262 52H263V51H262ZM7 53H8V52H7ZM37 53H38V52H37ZM39 53H40V52H39ZM39 53H38V54H39ZM49 53H50V52H49ZM53 53H54V51H53ZM55 53H56V52H55ZM72 53H73V51H72ZM101 53H102V52H101ZM103 53H105V51H103ZM107 53H108V52H106V55L103 54V55L100 57V59H101L104 55L107 56ZM117 53H118V52H117ZM121 53H123V52H121ZM128 53H130V51H129ZM128 53H127V54H128ZM145 53H146V52H145ZM180 53H181V51H180ZM198 53H199V52H198ZM211 53H212V52H211ZM226 53H227V52H226ZM15 54H16V53H15ZM29 54H30V53H29ZM38 54H37V55L35 54V55H36V58H35V59H37ZM56 54H57V53H56ZM56 54H52V55H53V56H54V55L56 56ZM69 54H70V53H69ZM69 54H68V55H69ZM78 54H79V53H78ZM97 54H98V53H97ZM97 54H96V56H99V55H97ZM135 54H134V55H135ZM188 54H189V53H187V56H186V57H189ZM190 54H191V52H190ZM193 54H194V53H193ZM202 54H203V53H202ZM204 54H205V53H204ZM259 54H260V53H259ZM263 54H264V53H263ZM263 54H260V55H263ZM8 55H9V53H8ZM8 55H7V56H8ZM13 55H14V54H13ZM31 55H32V54H31ZM40 55H41V54H40ZM40 55H39V56H40ZM43 55L46 56V53L44 52ZM43 55H42V56H43ZM64 55H65V54H64ZM66 55H67V54H66ZM131 55H132V54H131ZM172 55H173V54H172ZM184 55H185V54H184ZM7 56H6V57H7ZM16 56H17V55H16ZM33 56H34V55H33ZM39 56H38V57H39ZM48 56H49V55H47V58H48ZM50 56H51V55H50ZM50 56H49V57H50ZM57 56H58V55H57ZM59 56H60V55H59ZM59 56H58V57H59ZM61 56H62V55H61ZM108 56H109V55H108ZM115 56H116V55H115ZM119 56H120V55H118V57H119ZM129 56H130V55H129ZM145 56H146V55H145ZM152 56H153V55H152ZM177 56H178V55H177ZM192 56H193V55H192ZM225 56H226V55H225ZM263 56H264V55H263ZM0 57H3V56H0ZM34 57H35V56H34ZM63 57H64V56H63ZM63 57H62V58H63ZM69 57H70V56H68V58H69ZM134 57H135V56H134ZM184 57H185V56H184ZM211 57H212V56H211ZM211 57L209 58L210 60L212 59ZM220 57H221V56H220ZM256 57H257V56H256ZM17 58H18V57H17ZM32 58H33V57H32ZM56 58H57V57H55L54 60H57ZM66 58H67V57H66ZM108 58H109V57H108ZM108 58L104 57L105 60H106V59L108 60ZM122 58H123V57H122ZM128 58H129V57H128ZM152 58H154V57H152ZM152 58L149 59L148 56H147L146 62L149 63V65L151 64V63H150V60H151ZM178 58H179V57H178ZM205 58H206V57H205ZM222 58H223V57H222ZM252 58H253V57H252ZM1 59H2L3 61L7 62V60H4L3 58H0V60H1ZM8 59H9V61H10V60H13V59H10L9 57H8ZM41 59H42V58H41ZM43 59H45V57H43ZM71 59H72V58H71ZM71 59H69V60H71ZM104 59H103V60H104ZM114 59H115V58H114ZM137 59H138V58H137ZM176 59H177V58H176ZM176 59L174 58V60H176ZM192 59H194V56H193ZM227 59H228V58H227ZM31 60H33V59H31ZM38 60H39V58H38ZM51 60H53V59H51ZM63 60H64V58H63ZM76 60H78V59H76ZM103 60H102V61H103ZM111 60H112V59H111ZM118 60H119V59H118ZM153 60H154V59H153ZM158 60H159V59H158ZM161 60H162V59H161ZM177 60H178V59H177ZM180 60H181V59H180ZM201 60H203V59H201ZM250 60H251V59H250ZM9 61H8V62H9ZM15 61H16V59H15ZM15 61H14V62H15ZM36 61H37V60H36ZM60 61H61V60H60ZM148 61H149V62H148ZM188 61H190V60H188ZM194 61H195V60H194ZM194 61H193V63H194ZM197 61H198V59H197ZM197 61H196V62H197ZM203 61H204V60H203ZM207 61H208V60H207ZM228 61H229V60H228ZM230 61H231V60H230ZM0 62H2V61H0ZM14 62H9V63H11V67L8 66V67H6V69H11V68H13V65H12V64H14ZM31 62H32V61H31ZM34 62H35V60H34ZM57 62H58V61H57ZM61 62H63V63H61V65H62V64H64L65 61H61ZM66 62H67V60H66ZM69 62H70V61H69ZM78 62H79V61H78ZM116 62H117V61H116ZM121 62H122V61H121ZM130 62H133V60L131 59ZM151 62H152V61H151ZM160 62H161V61H160ZM176 62H177V61H176ZM185 62H187V60H186ZM190 62H191V61H190ZM190 62H189V63H190ZM208 62H209V61H208ZM243 62H244V61H243ZM18 63H19V61H18ZM18 63L15 62V64H18ZM32 63H33V62H32ZM36 63H37V62H35V64H36ZM39 63H40V62H39ZM49 63H51V61H49ZM59 63H60V62H59ZM67 63H68V62H67ZM93 63H94V62H93ZM103 63H105V62H103ZM128 63H129V62H128ZM137 63H138V61H137ZM139 63H140V62H139ZM139 63H138V64H139ZM141 63H142V61H141ZM165 63H166V62H165ZM179 63H180V62H179ZM0 64H1V63H0ZM21 64H22V62H21ZM21 64H20V65H21ZM23 64L25 65V63H23ZM30 64H31V63H30ZM35 64L33 63V65H32V64H31V65H32V66H35ZM37 64H38V63H37ZM57 64H58V63H57ZM57 64H53V65H57ZM69 64L72 65L71 62H70ZM105 64H107V62H106ZM116 64H117V63H116ZM116 64H115V65H116ZM131 64H132V65H133V64L135 65V63H131ZM170 64H171V63H170ZM180 64H182V63H180ZM3 65H5V64L2 63V65H0V66H3ZM7 65H8V63H7ZM24 65H22V67H25V69H27V71H28V69L30 70V67H32V66H30V65H25V66H24ZM64 65H65V64H64ZM78 65H79V63H78ZM90 65H91V64H90ZM115 65H114V66H115ZM119 65H120V64H119ZM128 65H129V64H128ZM134 65H133V68H132L131 70L134 69ZM192 65H193V64H192ZM196 65H197V64H196ZM236 65H237V64H236ZM246 65H247V64H246ZM5 66H6V65H5ZM5 66H4V67H5ZM29 66H30V67H29ZM58 66H59V65H58ZM135 66H136V65H135ZM152 66H153V65H152ZM167 66H169V65L167 64ZM172 66H173V65H172ZM172 66H171V67H172ZM187 66H188V65H187ZM189 66H190V65H189ZM4 67H3V68H4ZM16 67L19 68L20 66L16 65L14 68H16ZM27 67H29V68H27ZM37 67H38V66H37ZM39 67H41V66H39ZM39 67H38V68H39ZM65 67H66V66H65ZM65 67H64V68H65ZM68 67H69V66H68ZM110 67H111V66H110ZM120 67H121V66H119V69H120ZM126 67H127V66H126ZM169 67H170V66H169ZM169 67H168V68H169ZM174 67H175V65H174ZM182 67H184V66H182ZM192 67H193V66H192ZM194 67H196V66H194ZM194 67H193V68H194ZM217 67H218V66H217ZM229 67H230V66H229ZM3 68H2V71L5 69V68H4V69H3ZM14 68H13V69H14ZM20 68H21V67H20ZM33 68H34V67H33ZM33 68H32L31 70H33ZM44 68H45V67H44ZM61 68H62V67H61ZM90 68H91V67H90ZM104 68H105V67H104ZM147 68H148V67H147ZM153 68H154V66H153ZM188 68H189V67H188ZM225 68H226V67H225ZM6 69L4 70L5 72H6ZM16 69H17V68H16ZM16 69H14V70H16ZM34 69H35V70H33V71L35 72V71H36V68H34ZM65 69H66V68H65ZM65 69H63V70H65ZM76 69H77V67H76ZM87 69H88V68H87ZM94 69H98V68H97V67H96V68L94 67ZM94 69H92V70H94ZM111 69H112V68H111ZM113 69H114V68H113ZM155 69H156V68H155ZM158 69H159V68H158ZM171 69H172V68H171ZM174 69H175V68H174ZM174 69H173V70H174ZM185 69H186V68H185ZM194 69H195V68H194ZM227 69H228V68H227ZM233 69H236L235 66H234ZM20 70H21V69H20ZM20 70H19V71H20ZM63 70H62V71H63ZM68 70H69V68H68ZM98 70H99V69H98ZM98 70H96V71H98ZM127 70H128V69H127ZM150 70H152V69H150ZM167 70H168V69H167ZM173 70H171V71H173ZM187 70H188V69H187ZM187 70H186V72H187ZM190 70H192V68H191ZM2 71H1V72H2ZM7 71H8V70H7ZM11 71H12V70H11ZM16 71H17V73H18L17 75H20V76H19V79H20L22 76H21V74H20V72H19L18 70H16ZM23 71H24V70H23ZM27 71H26V72H27ZM40 71H41V69H40ZM57 71H58V70H57ZM60 71H61V70H60ZM69 71H70V70H69ZM120 71H121V70H120ZM129 71H130V70H128V73H127V74H129V73L131 72V71H130V72H129ZM153 71H154V70H153ZM171 71H170V72H171ZM175 71H176V70H175ZM225 71H226V70H225ZM28 72H29V71H28ZM30 72H31V71H30ZM88 72H89V71H88ZM91 72H92V71H91ZM94 72H95V71H93V73H94ZM114 72H115V71H114ZM179 72L181 73V71H179ZM231 72H233V71H231ZM231 72H230V73H231ZM8 73H9V71H8ZM12 73H13V71H12ZM24 73H25V72H24ZM24 73L22 72V75H23ZM37 73H38V71H37ZM40 73H41V72H40ZM42 73H43V72H42ZM67 73H70V72H67ZM73 73H75V72H73ZM110 73H111V72H110ZM121 73H122V72H121ZM121 73H120V74H121ZM150 73H151V71H150ZM153 73H155V71H154ZM160 73H161V71L159 70V74H160ZM167 73H168V71H167ZM173 73H174V72H173ZM187 73H188V72H187ZM187 73H186V74H187ZM0 74H1V73H0ZM2 74L4 75V73H2ZM2 74H1V75H2ZM6 74H7V73H6ZM13 74H14V73H13ZM31 74L34 75L33 72H32ZM31 74H28V73H27V76H30ZM60 74H61V73H60ZM60 74L58 73V75H60ZM94 74H96V73H94ZM104 74H105V73H104ZM108 74H109V73H108ZM123 74H124V73H123ZM125 74H126V73H125ZM130 74H131V73H130ZM159 74H157V76H158ZM221 74H222V73H221ZM237 74H238V73H237ZM3 75H2V76H3ZM10 75H11V74H10ZM15 75H16V73H15ZM15 75H13V76H15ZM42 75L45 76V74H42ZM51 75H52V74H51ZM62 75H63V74H62ZM92 75H93V74H92ZM97 75H98V74H97ZM102 75H103V74H102ZM111 75H112V74H111ZM116 75H118V74H116ZM134 75H135V73H134ZM152 75H153V74H152ZM154 75H156V74H154ZM167 75H168V74H167ZM169 75H171V74H169ZM169 75H168V76H169ZM173 75H174V74H173ZM207 75H208V74H207ZM223 75H224V74H223ZM227 75H228V74H227ZM6 76L9 77V74L6 75ZM6 76H4L3 78H5ZM11 76H12V75H11ZM27 76H26V77H27ZM52 76H53V75H52ZM52 76H51V79L54 78V77H52ZM64 76H65V75H64ZM64 76H63V77H64ZM114 76H115V75H114ZM121 76H122V75H121ZM126 76L129 77V78L132 77V75H130V76L126 75ZM136 76H137V74H136ZM162 76H163V75H162ZM165 76H166V74H165ZM176 76H177V75H176ZM224 76H225V75H224ZM229 76H230V75H229ZM15 77H16V76H15ZM40 77H41V75H40ZM95 77H96V76H95ZM109 77H111V76H109ZM116 77H117V76H116ZM122 77L124 78V75H123ZM127 77H126V80H127ZM153 77H154V76H153ZM160 77H161V76H160ZM160 77L158 76L157 78H160ZM166 77H167V76H166ZM178 77H179V76H178ZM178 77H177V78H178ZM0 78H1V76H0ZM30 78L33 79L32 77H30ZM30 78H29L28 80L31 81ZM45 78H46V77H45ZM96 78H97V77H96ZM96 78H95V79H96ZM104 78H105V77H104ZM111 78H112V77H111ZM132 78L135 79V77H132ZM157 78H156V79H157ZM162 78H163V77H162ZM12 79H13V78H12ZM23 79L26 80V78H25L24 75H23V77H22V80H23ZM87 79H88V78H87ZM90 79H91V78H90ZM97 79H98V78H97ZM97 79H96V82H97V84H99V83H98L99 79H98V81H97ZM101 79H102V78H101ZM105 79H106V78H105ZM120 79H121V78H120ZM120 79H119V80H116L117 83H118V81H119V85H120ZM124 79H125V78H124ZM124 79H123V81H126V80H124ZM133 79H132V80H133ZM164 79H165V81H167L166 78H164ZM185 79H186V78H185ZM1 80H3V79H1ZM5 80H6V79H5ZM17 80H18V79H17ZM22 80H21V81H22ZM45 80H46V79H45ZM48 80H50L49 77H48ZM48 80H46V81H48ZM52 80H53V79H52ZM52 80H51V82H52ZM107 80H108V79H107ZM111 80H112V79H111ZM121 80H122V79H121ZM129 80H131V79H129ZM136 80H138V79L136 78ZM160 80H161V81H160ZM160 80H159L160 82L163 81V79H160ZM173 80H174V79H173ZM187 80H189V79H187ZM236 80H237V79H236ZM10 81H11V79H10ZM10 81H9V82H10ZM12 81H13V80H12ZM12 81H11V82H12ZM19 81H20V80H19ZM35 81H36V80L34 79V81H33V82L31 81V82H32V83H35ZM56 81H57V80H56ZM67 81H68V78H67ZM103 81H104V80H103ZM108 81H109V80H108ZM112 81H113V80H112ZM179 81H180V80H179ZM1 82H2V81H1ZM6 82H7V81H6ZM17 82H18V81H17ZM48 82H50V81H48ZM68 82H69V81H68ZM96 82H94V85L96 84ZM100 82H101V81H100ZM113 82H115V81H113ZM127 82H128V84L131 83L130 81H127ZM127 82H125V84H127ZM134 82H135V80H134ZM140 82H141V80H140ZM155 82H156V81H155ZM26 83L29 84V83L26 81L24 85H27ZM32 83H31V85H33ZM52 83H53V82H52ZM54 83H56V82H54ZM64 83H65V82H64ZM109 83H111V81H109ZM117 83H116V84H117ZM152 83H153V82H152ZM167 83H168V82H167ZM187 83H188V82H187ZM227 83H229V82H227ZM230 83H231V82H230ZM237 83H238V82H237ZM1 84H2V83H1ZM3 84H4V83H3ZM5 84L7 85L8 83H5ZM5 84H4V85H5ZM14 84H15V83H14ZM18 84H19V83H18ZM50 84H51V83H50ZM97 84H96V85H97ZM102 84H103V83H102ZM106 84H107V83H106ZM114 84H115V83H114ZM132 84H133V83H131V84H129V85H132ZM194 84H195V83H194ZM35 85H36V84H35ZM40 85H41V84H40ZM40 85H39V86H40ZM46 85H47V83H46ZM48 85H49V84H48ZM65 85H66V84H65ZM87 85H88V84H87ZM96 85H95V86H96ZM100 85H101V84H100ZM112 85H113V84H112ZM112 85H111V87H112ZM136 85H137V84H136ZM155 85H156V84H155ZM155 85H154V86H155ZM163 85H164V84H163ZM167 85H168V84H167ZM167 85H166V86H167ZM196 85H197V84H196ZM196 85H195V86H196ZM0 86H1V85H0ZM16 86H17V84H16ZM27 86H29V85H27ZM36 86H37V85H36ZM89 86H90V85H89ZM103 86H104V85H103ZM114 86H115L116 88H118L116 85H114ZM121 86H122V85H121ZM121 86H120L119 88H121ZM166 86H164V87L166 88ZM235 86H236V85H235ZM1 87L3 88V86H1ZM1 87H0V88H1ZM32 87H33V86H32ZM52 87H53V86H52ZM52 87H51V89H53ZM100 87H102V85H101ZM126 87H127V85H126ZM128 87H130V86H128ZM128 87H127V88H128ZM137 87H139V85H138ZM140 87H142V88H140V92H141V89L143 90V92H144V89L147 90V88H146L145 86H144L145 88H143V85H141ZM202 87H203V86H202ZM233 87H234V86H233ZM54 88L56 89L55 86H54ZM60 88H61V87H60ZM96 88H98V87H96ZM102 88H103V87H102ZM108 88L110 89V87H108ZM112 88H113V87H112ZM132 88H133V85H132ZM44 89H46V88H44ZM48 89H49V88H48ZM48 89H47V90H48ZM55 89H54V91H52V92H56L57 89H56V90H55ZM94 89H95V88H94ZM99 89H100V88H99ZM103 89H104V88H103ZM106 89H107V88H106ZM113 89H114V88H113ZM148 89H150V88H148ZM154 89H156V88H154ZM186 89H187V88H186ZM191 89H192V88H191ZM20 90H21V89H20ZM49 90H50V89H49ZM59 90H60V89H59ZM107 90H108V89H107ZM133 90H134V88H133ZM157 90H158V89H157ZM105 91H106V90H105ZM129 91H131V90H129ZM153 91H154V90H153ZM164 91H165V90H164ZM167 91H168V89H167ZM101 92H102V91H101ZM110 92H111V90H110ZM119 92H120V91H119ZM140 92L136 91V93H139V95H140ZM147 92L149 93V91H146V93H147ZM165 92H166V91H165ZM169 92H170V91H169ZM46 93H47V92H46ZM116 93H117V92H116ZM121 93H123V92H121ZM126 93H127V92H126ZM131 93H133V92L131 91ZM153 93H154V92H153ZM153 93H152V94H153ZM157 93H158V92H157ZM159 93H160V92H159ZM167 93H168V92H167ZM15 94H16V93H15ZM53 94H54V93H53ZM57 94H58V93H57ZM61 94H62V92H61ZM142 94H143V93H142ZM142 94H141V96H142ZM150 94H151V90H150ZM191 94H192V93H191ZM191 94H190V95H191ZM58 95H59V94H58ZM105 95H107V94H105ZM119 95H120V93H119ZM123 95H124V94H123ZM132 95H133V94H132ZM143 95H144V94H143ZM146 95H147V94H146ZM146 95H145V96H146ZM148 95H149V94H148ZM157 95H158V94H157ZM176 95H177V94H176ZM11 96H13L12 93H11ZM43 96H44V95H43ZM55 96H56V95H55ZM73 96H74V95H73ZM109 96H110V95H109ZM112 96H113V95H112ZM126 96H127V95H126ZM137 96H138V94H137ZM141 96H139V97H141ZM252 96H253V95H252ZM51 97H52V94H51ZM91 97H92V96H91ZM119 97H120V100H121V99H123V98L125 97V95H124L123 98H121V95H120ZM143 97H144V96H143ZM150 97H151V96H150ZM168 97H170V94H169ZM171 97H172V96H171ZM195 97H196V96H195ZM107 98H108V97H107ZM115 98H116V96H115ZM146 98H147V97H146ZM151 98H152V97H151ZM155 98H156L157 100L159 99V98H157V96H156ZM165 98H166V97H165ZM172 98H173V97H172ZM252 98H253V97H252ZM1 99H2V98H1ZM5 99H6V98H5ZM102 99H103V98H102ZM109 99H110V97L108 98V101H109ZM124 99H125V98H124ZM124 99H123V100H124ZM126 99H127V97H126ZM129 99H131V98H129ZM149 99H150V98H149ZM173 99H174V98H173ZM190 99H191V98H190ZM253 99H254V98H253ZM85 100H86V99H85ZM106 100H107V99H106ZM110 100H112V99H110ZM113 100H114V99H113ZM113 100L110 101V102H113V103H114ZM117 100H119L118 97H117ZM135 100H137V99L135 98ZM140 100H141V99H140ZM140 100H137V101L139 102ZM146 100H148V99H146ZM160 100H162V97H161ZM164 100H165V99H164ZM164 100H163V101H164ZM174 100H175V99H174ZM180 100H181V99H180ZM205 100H206V99H205ZM125 101H126V100H125ZM183 101H184V100H183ZM183 101H181V102H183ZM42 102H43V101H42ZM61 102H62V101H61ZM84 102H85V101H84ZM119 102H120V101H119ZM131 102H132V101H131ZM143 102H144V101H143ZM143 102H142V104H143ZM153 102H154V101H153ZM160 102H161V101H160ZM165 102H166V101H165ZM167 102H168V101H167ZM254 102H255V101H254ZM64 103H65V102H64ZM157 103H158V102H157ZM48 104H50V103L48 102ZM84 104H85V103H84ZM120 104H122V103H120ZM120 104H119V103L116 104V101H115V105H116V106H121V107L118 108V109H120V110L122 109V110H123V107H122V105H120ZM124 104H125V103H124ZM140 104H141V102H140ZM154 104H156V103H154ZM161 104H162V103H161ZM212 104H213V103H212ZM98 105H99V104H98ZM104 105H105V104H104ZM107 105H108V104H107ZM143 105H144V104H143ZM147 105H148V104H147ZM149 105H150V104H149ZM171 105H172V104H171ZM101 106H102V105H101ZM131 106H132V105H131ZM155 106H156V105H155ZM193 106H194V105H193ZM68 107H69V106H68ZM153 107H154V106H153ZM166 107H168V106H166ZM182 107H183V106H182ZM95 108H96V107H95ZM163 108H164V107H163ZM168 108H169V107H168ZM78 109H79V108H78ZM90 109H91V108H90ZM106 109H108V108H106ZM111 109H112V106H111ZM115 109H116V108H115ZM115 109H114V110H115ZM124 109H125V108H124ZM96 110H97V109H96ZM130 110H131V109H130ZM143 110H144V109H143ZM109 111H112V110L109 109ZM150 111H151V110H150ZM36 112H37V111H36ZM123 112H124V110H123ZM123 112H122V113H123ZM125 112H126V111H125ZM140 112H141V111H140ZM146 112H147V111H146ZM32 113H33V112H32ZM92 113H93V112H92ZM201 113H202V112H201ZM70 114H71V113H70ZM97 114H98V113H97ZM112 114H113V113L111 112V115H112ZM115 114H116V113H115ZM125 114H126V113H125ZM141 114H142V113H141ZM152 114H153V113H152ZM95 115H96V112H95ZM127 115H128V114H127ZM182 115H183V114H182ZM203 115H204V114H203ZM137 116H138V115H137ZM149 116H150V115H149ZM106 117H107V116H106ZM106 117H104V118H106ZM112 117H114V114L111 116V119H112ZM116 117H117V116H116ZM124 117H125V116H124ZM147 117H148V116H147ZM32 118H33V117H32ZM92 118H93V117H92ZM99 118H100V117H99ZM125 118H126V117H125ZM151 119H152V117H151ZM103 120H104V119H103ZM118 120L120 121V119H118ZM124 120H126V119H124ZM127 120H128V119H127ZM140 120H141V118H140ZM153 120H154V119H153ZM129 121H131V120H129ZM129 121H128V122H129ZM187 121H188V120H187ZM101 122H103V121L101 120ZM104 122H105V121H104ZM108 122H109V121H108ZM108 122H107V123H108ZM112 122H114V121H112ZM120 122H121V121H120ZM155 122H156V121H155ZM37 123H38V121H37ZM47 123H48V122H47ZM93 123H94V122H93ZM95 123H96V122H95ZM97 123H98V122H97ZM126 123H127V122H126ZM139 123H141V122H139ZM153 123H154V122H153ZM156 123H157V122H156ZM33 124H34V123H33ZM48 124H50V123H48ZM100 124H101V123H100ZM111 124H112V123H111ZM143 124H144V123H143ZM147 124H148V123H147ZM150 124H152V123L150 122ZM43 125H46V123L43 124ZM127 125H128V123H127ZM145 125H146V124H145ZM145 125H144V126H145ZM148 125H149V124H148ZM156 125H157V124H156ZM81 126H82V125H81ZM108 126H109V125H108ZM115 126H116V124H115ZM129 126H130V125H129ZM153 126H154V125H153ZM59 127H60V126H59ZM90 127H91V126H90ZM110 127H111V126H110ZM125 127H126V126H125ZM146 127H147V126H146ZM49 128H50V127H49ZM72 128H74V127H72ZM91 128H92V127H91ZM96 128H97V127H96ZM105 128H106V127H105ZM142 128H144V127H142ZM157 128H158V127H157ZM87 129H88V128H87ZM92 129H93V128H92ZM98 129H101V128H98ZM110 129H112V128H110ZM114 129H115V128H113V130H114ZM126 129H127V128H126ZM144 129H145V128H144ZM40 130H41V129H40ZM75 130H76V129H75ZM89 130H90V128H89ZM93 130H94V129H93ZM103 130H104V129H103ZM108 130H109V129H108ZM121 130H122V129H121ZM121 130H120V131H121ZM129 130H130V129H129ZM131 130H132V129H131ZM154 130H155V129H154ZM160 130H161V129H160ZM50 131H51V130H50ZM90 131H91V130H90ZM95 131H96V130H95ZM95 131H94V133H95ZM105 131H106V130H105ZM37 132H38V131H37ZM106 132H107V131H106ZM108 132H109V131H108ZM117 132H118V131H117ZM125 132H126V131H125ZM64 133H65V131H64ZM114 133H115V132H114ZM131 133H133V131H131ZM156 133H157V132H156ZM92 134H93V132H92ZM134 134H135V133H134ZM134 134H133V135H134ZM142 134H143V133H142ZM150 134H151V130H150ZM158 134L160 135L161 133H158ZM44 135H45V134H44ZM89 135H90V134H89ZM135 135H136V134H135ZM145 135H146V134H145ZM147 135H148V134H147ZM131 136H132V134H131ZM136 136H137V135H136ZM143 136H144V135H143ZM148 136L151 137V135H148ZM152 136H153V135H152ZM90 137H91V136H90ZM113 137H114V136H113ZM113 137H112V138H113ZM128 137H130V136H128ZM134 137H135V136H134ZM134 137H132V138H134ZM146 137H147V136H146ZM153 137H154V136H153ZM159 137H161V136H159ZM51 138H52V137H51ZM51 138H50L49 140H51ZM95 138H96V137H95ZM84 139H85V138H84ZM109 139H110V138H109ZM122 139H123V138H122ZM67 140H68V139H67ZM81 140H82V139H81ZM100 140H101V139H100ZM116 140H117V138H116ZM116 140H115V141H116ZM133 140H135V139H133ZM156 140H157V139H156ZM69 141H70V140H69ZM115 141H114V142H115ZM128 141H129V140H128ZM150 141H151V140H150V138H149V142H150ZM53 142H54V141H53ZM58 142H59V141H58ZM67 142H68V141H67ZM67 142H66V143H67ZM103 142H105V141H103ZM112 142H113V141H112ZM118 142H119V141L117 140V141H116V145H118V144H117ZM125 142H126V141H125ZM154 142H155V141H154ZM51 143H52V142H51ZM129 143L132 144L131 142H129ZM137 143H138V142H137ZM85 144H86V143H85ZM124 144H125V143H124ZM133 144H135V143H133ZM133 144H132V146H134ZM141 144H142V143H141ZM148 144H149V143H148ZM93 145H94V144H93ZM119 145H121V143H120ZM166 145H167V144H166ZM69 146H70V145H69ZM71 146H72V145H71ZM74 146H75V145H74ZM124 146L126 147V145H124ZM132 146H131L130 148H132ZM137 146H139V145L134 146V148L137 147ZM90 147H91V146H90ZM103 147H104V146H103ZM106 147H107V146H106ZM108 147H109V146H108ZM111 147H112V146H111ZM115 147H116V146H115ZM118 147H120V146H118ZM121 147H122V145H121ZM158 147H159V146H158ZM12 148H13V147H12ZM64 148H66V147H64ZM93 148H94V147H93ZM93 148H92V149H93ZM95 148H96V147H95ZM144 148H145V147H144ZM182 148H183V147H182ZM88 149H89V148H88ZM90 149H91V148H90ZM95 150H96V149H95ZM109 150H110V149H109ZM115 150H117V149H115ZM123 150H124V148H123ZM130 150H131V149H130ZM130 150H128V151H130ZM132 150H134V149H132ZM132 150H131V151H132ZM135 150H136V148H135ZM135 150H134V151H135ZM160 150H161V149H160ZM134 151H132V152H134ZM138 151H142V150H140L139 147H138ZM138 151H137V153H138V157H139V156L142 157L143 151H142V153H141V152H138ZM72 152H73V151H72ZM82 152H83V151H82ZM82 152H81V153H82ZM89 152L91 153V150H89ZM89 152H87V153H89ZM103 152H105V151H103ZM103 152H100V155H101V153H103ZM117 152H118V151H117ZM117 152H116V153H117ZM126 152H127V151H126ZM132 152H131V153H132ZM148 152H149V150H148ZM76 153H77V152H76ZM93 153H94V152H93ZM95 153H96V152H95ZM97 153H98V150H97ZM108 153H109V152H108ZM110 153H111V152H110ZM113 153H114V151H113ZM134 153H135V155H136V152H134ZM140 153H141V155H140ZM70 154H71V153H70ZM91 154H92V153H91ZM119 154H121V152H120ZM123 154H124V153H123ZM6 155H7V154H6ZM10 155H11V154H10ZM82 155H83V154H82ZM84 155H85V154H84ZM94 155H95V157L97 156L96 154H94ZM94 155H93V156H94ZM105 155H106V154H105ZM105 155H104V156H105ZM108 155H109V154H108ZM111 155H112V154H111ZM150 155H151V153H150ZM70 156H71V155H70ZM87 156H88V155H87ZM91 156H92V155H91ZM93 156H92V159L94 158ZM104 156H102V158H103ZM151 156H152V155H151ZM77 157H78V159L80 160V156L77 155ZM81 157H83V156H81ZM99 157L101 158V156H99ZM109 157H110V156H109ZM124 157H125V156H124ZM128 157H130V156H128ZM132 157H133V156H132ZM132 157H131L130 159H132ZM7 158H8V157H7ZM83 158H85V157H83ZM96 158H97V157H96ZM96 158H95V159H96ZM114 158H115V157H114ZM114 158H111V159H114ZM143 158H144V156H143ZM146 158H147V157H146ZM146 158H145V159H146ZM72 159H73V158H72ZM76 159H77V158H76ZM85 159H88V157H86ZM106 159H107V157L103 159L104 162H105ZM115 159H116V158H115ZM147 159H148V158H147ZM154 159H155V158H154ZM73 160H74V159H73ZM82 160H83V159H82ZM109 160H110V159H109ZM121 160H125V158L123 159V157H122ZM135 160H136V159H135ZM135 160H134V161H135ZM14 161H15V160H14ZM16 161H17V159H16ZM80 161H81V160H80ZM80 161H79V163H80ZM83 161H84L83 163L81 162V163H82V166H83V165L86 166L87 163L85 164V160H83ZM86 161H87V160H86ZM89 161H90L89 163H91L92 160L90 159ZM101 161H102V160H101ZM107 161H108V160H107ZM114 161H115V160H114ZM114 161H113V162H114ZM132 161H133V160H132ZM163 161H164V160H163ZM87 162H88V161H87ZM93 162H95V160H93ZM93 162H92V163H93ZM96 162H97V161H96ZM96 162L93 163V164H96ZM118 162H119V161H118ZM118 162H117V163H118ZM122 162H123V164H124V161H122ZM136 162H137V164H138V161H136ZM139 162H141V160H140ZM155 162H156V161H155ZM35 163H36V162H35ZM79 163H78V164H79ZM89 163H88V164H89ZM109 163H110V165L112 164L111 162H109ZM114 163H115V162H114ZM117 163H116V164H117ZM74 164H75V163H74ZM99 164L101 165L102 162H100ZM107 164H108V162H107ZM107 164H105V165L108 166ZM119 164H120V163H118L117 165H119ZM123 164H120V165L123 166ZM126 164H127V163H126ZM141 164H143V162H142ZM141 164H140V165H141ZM145 164H146V163H145ZM145 164H143V165H145ZM4 165H5V163H4ZM6 165H7V164H6ZM10 165H11V164H10ZM32 165H33V164H32ZM140 165H139V166H140ZM147 165H148V164H147ZM147 165H145L146 168L148 167ZM7 166H8V165H7ZM70 166L72 167V165H70ZM73 166H74V165H73ZM79 166H80V164H79ZM91 166H92V165H91ZM96 166H97V165H96ZM101 166H104V164L101 165ZM114 166H115V165H114ZM124 166H127V165H124ZM135 166H136V165H135ZM135 166L132 165V168H133V167L135 168ZM139 166H138V167H139ZM145 166H143V168H144ZM19 167H20V165H19ZM23 167H24V166H23ZM67 167H68V166H67ZM75 167H76V164H75ZM77 167H78V165H77ZM87 167H88V166H87ZM87 167H85V168L88 169L89 167H88V168H87ZM109 167H111V166H109ZM128 167H129V166H128ZM130 167H131V166H130ZM140 167H142V166H140ZM3 168H4V167H3ZM5 168H6V167H5ZM11 168H12V167H11ZM24 168H25V167H24ZM33 168H34V167H33ZM96 168H97V167H96ZM96 168H95V166H94V167H93L94 170H91L90 168H89V169H90L91 172H92V171H96ZM118 168H119V167H118ZM120 168H121V166H120ZM132 168H131V169H132ZM148 168H150V166H149ZM148 168H147V169H148ZM165 168H166V167H165ZM6 169H7V168H6ZM8 169H9V168H8ZM22 169H23V168H22ZM73 169H75V168H73ZM73 169H72V170H73ZM82 169H84V168H82ZM89 169H88V170H89ZM103 169H106V168L104 167ZM115 169H116V166H115ZM122 169H124V168H122ZM128 169H129V168H128ZM141 169H142V168H141ZM161 169H162V168H161ZM0 170H1V169H0ZM49 170H50V169H49ZM66 170H67V169H66ZM72 170H70V171H72ZM76 170H78V169L76 168L75 171H76ZM80 170H81V168L79 167V172H78V173H80V175H81L82 172H80ZM90 170L88 171L89 174H90ZM97 170H98V169H97ZM106 170H107V169H106ZM112 170H113V169H112ZM132 170H133V169H132ZM135 170H136V169H135ZM142 170H143V169H142ZM142 170H141V171H142ZM8 171H9V170H8ZM10 171H11V170H10ZM25 171H26V169H25ZM30 171H31V170H30ZM68 171H69V170H68ZM70 171L67 172V173H69V175H71V174H70ZM73 171H74V170H73ZM100 171H101V170H100ZM102 171H103V170H102ZM125 171H126V169H125ZM149 171H150V169H149ZM151 171H152V169H151ZM151 171H150V172H151ZM27 172H28V171H27ZM58 172H59V171H58ZM96 172H97V171H96ZM96 172H95V173H96ZM103 172H105V171H103ZM103 172H102V173H103ZM136 172H137V170H136ZM163 172H164V171H163ZM0 173H1V172H0ZM9 173H10V172H9ZM25 173H26V172H25ZM30 173H31V172H30ZM44 173H45V172H44ZM64 173H65V171H64ZM93 173H94V172H93ZM97 173H100V172H97ZM102 173H101V174H102ZM105 173H106V172H105ZM105 173H104V174H105ZM109 173H110V172H109ZM109 173H108V174H109ZM114 173H115V171H114ZM120 173H121V172H120ZM127 173H128V172H127ZM145 173H146V172H145ZM167 173H168V172H167ZM14 174H15V173H14ZM38 174H39V173H38ZM41 174H42V173H41ZM46 174H47V173H46ZM55 174H56V173H55ZM65 174H66V173H65ZM74 174H76V173H73V175H74ZM85 174H86V173H84V176H83L84 178L87 177V176H85ZM89 174H88V175H89ZM91 174H92V173H91ZM108 174H107V175H108ZM111 174H113V173H111ZM117 174H118V172H117ZM128 174H129V173H128ZM130 174H131V173H130ZM141 174H142V173H141ZM162 174H163V173H162ZM9 175H10V174H9ZM58 175H59V174H58ZM66 175H68V174H66ZM69 175H68V177L71 179V177H70ZM73 175H72V179H73ZM82 175H83V174H82ZM92 175H94V174H92ZM113 175H116V173L113 174ZM121 175H122V174H121ZM134 175H135V174H134ZM134 175H133V176H134ZM136 175L138 176V174H136ZM136 175H135V177L137 178ZM263 175H264V174H263ZM27 176H28V175H27ZM33 176H34V175H33ZM33 176H32V177H33ZM53 176H54V175H53ZM95 176H96V174H95ZM101 176H102V175H101ZM101 176H98V177L101 178ZM103 176H104V175H103ZM103 176H102V180H103L104 182L107 183V184H105L106 188H107L108 185H109V186H110V185L112 186V185L114 184V183H113V184H110V183H112V181H111V177H109V178H110V179H109L110 181H105V180H104L105 177L103 178ZM28 177H29V176H28ZM60 177H61V176H60ZM63 177H65V176H63ZM77 177L79 178V176H76V179H77ZM80 177L82 178V176H80ZM4 178H7V177H4ZM8 178H9V176H8ZM11 178H12V176H11ZM37 178H38V175H37ZM65 178H67V176H66ZM65 178L63 179V181H65ZM89 178H90V177H89ZM106 178H107V177H106ZM115 178H116V177H115ZM115 178H114V179H115ZM117 178H118V177H117ZM122 178L124 179V175L122 176ZM30 179H32V178H30ZM33 179H35V178H33ZM46 179H47V178H46ZM48 179H49V178H48ZM61 179H62V178H61ZM70 179H69V180H70ZM76 179H74V180H76ZM85 179H86V178H85ZM94 179H96V178H94ZM118 179H120V176H119ZM125 179H127V178H125ZM139 179L143 180L142 178H138V180H139ZM7 180H8V179H7ZM9 180H10V179H9ZM13 180H15V179H13ZM18 180H19V179H18ZM41 180H42V179H41ZM44 180H45V179H44ZM49 180L52 181L51 178H50ZM56 180L58 181L57 178H56ZM56 180H55V185H56V182H57ZM67 180H68V179H67ZM67 180H66V181H67ZM69 180H68V181H69ZM79 180H80V178H79ZM88 180H89V179H88ZM107 180H108V178H107ZM112 180H113V179H112ZM133 180H134V179H133ZM133 180L131 181V180H128V179H127V183H130V184H129V190H130V188L132 187V185L136 184V182H135L136 180H135V181H133ZM138 180H137V181H138ZM144 180H145V179H144ZM39 181H40V180H39ZM60 181H61V180H60ZM71 181H72V182H71ZM71 181H69V182H70V185H71V183H73V180H71ZM77 181H78V180H77ZM80 181H82V179H81ZM80 181H79V182H80ZM96 181L98 182V180H96ZM96 181H95V182H96ZM100 181H101V180H100ZM119 181H121V180H119ZM122 181H125V180H122ZM32 182H33V181H32ZM41 182H42V181H41ZM52 182H53V181H52ZM75 182H76V181H75ZM97 182H96V184H97ZM109 182H110V183H109ZM115 182H116V180H115ZM131 182H133L134 184H132ZM138 182H139V181H138ZM35 183H37V182H35ZM49 183H50V181H49ZM53 183H54V182H53ZM80 183L83 184V183H85V181L80 182ZM90 183H94V180H93V182H90ZM99 183H100V182H99ZM108 183H109V184H108ZM33 184H34V183H33ZM50 184H51V183H50ZM59 184H60V182H59ZM62 184H63V183H62ZM62 184H60V185H62ZM102 184H104V183H102ZM124 184H126V183H124ZM131 184H132V185H131ZM41 185H43V184H41ZM46 185H47V184H46ZM52 185H53V184H52ZM60 185H58L59 188H60ZM65 185H66V183H65ZM87 185H89V184H87ZM98 185H99V184H98ZM126 185H127V184H126ZM23 186H24V185H23ZM47 186H48V185H47ZM71 186H72V185H71ZM71 186H69V187H71ZM93 186H95V185L92 184L91 187L88 186V188H89L88 190L90 191V189H93V188H94ZM102 186H103V185H102ZM102 186H101V187H102ZM119 186H120V185H119ZM119 186H118V187H119ZM134 186H135V185H134ZM134 186H133V188H134ZM136 186H137V185H136ZM140 186H141V185H140ZM233 186H234V185H233ZM31 187H33V186H31ZM45 187H46V186H45ZM51 187H53V186H51ZM56 187H57V185H56ZM56 187H55V188H56ZM69 187L67 186L68 189H69ZM74 187H75V186H74ZM74 187H73V190H75ZM92 187H93V188H92ZM96 187H97V186H96ZM98 187H99V186H98ZM101 187H100V189L104 188V191L106 190L105 187H102V188H101ZM118 187H117V188H118ZM121 187H122V186H121ZM20 188H21V187H20ZM23 188H24V187H23ZM28 188H29V187H28ZM35 188H36V187H35ZM59 188H58V189H59ZM62 188L64 189V194H65V192H66L67 190H65V188H64L63 186H62ZM79 188H80V187H79ZM119 188H120V187H119ZM30 189H31V188H30ZM46 189H47V188H46ZM71 189H72V188H71ZM71 189H70V190H71ZM76 189H78V188H77V185H76ZM81 189H83V188H81ZM81 189H80V191H81ZM95 189L98 190V188H94V190H95ZM100 189H99V190H100ZM107 189H110V188H107ZM114 189H115V188H113V190H114ZM50 190H51V189H50ZM52 190H53V189H52ZM55 190H56V189H55ZM61 190H62V189H61ZM61 190L59 191L60 194L57 193V191H56L57 195H60V196L62 195ZM123 190H124V188H123ZM131 190H132V188H131ZM255 190H264V178H259V179H257V181H255V182H254V181L247 180L244 184H241V185L236 186V188H234V187H233V189L230 188V189L228 190L229 192L224 193L223 195L221 194L222 199L219 198V200H218L217 197H216L214 200H211V203L208 204L209 206L204 207L203 210L200 209V210H198V211H196V210L193 211V213L195 212V213H194V216H195L197 213H198V214H204L203 220L206 221L207 225H211L210 222H212V223H216V224H220V225L227 224L228 222L226 221V219H228V215L231 214V209H232V208L230 209V207H229L228 205H226V201H229L230 198H235V197H236L237 199H244V197H245V198H250V197L252 196V194H253V191H255ZM31 191H32V190H31ZM31 191H30V192H31ZM34 191H35V189H34ZM48 191H49V190H48ZM48 191H47V192H48ZM106 191H107L106 193H108V190H106ZM117 191H119V190H117ZM117 191H116V193H117ZM121 191H122V188H121L120 192H121ZM125 191H126V190H125ZM125 191H124V192H125ZM127 191H128V190H127ZM127 191H126V192H127ZM141 191H142V190H141ZM32 192H33V191H32ZM38 192H39V190H38ZM50 192H51V191H50ZM71 192H72V191H71ZM77 192H78V191H77ZM84 192H85V190H84ZM90 192H91V191H90ZM99 192H100V191H99ZM102 192H103V191H102ZM124 192H123V194H124ZM126 192H125V193H126ZM136 192H137V191H136ZM259 192H260V191H259ZM262 192H263V191H262ZM34 193H35V192H34ZM43 193L45 194L44 191H43ZM74 193H75V191H74ZM74 193H73V194H74ZM80 193H81V192H80ZM110 193H111L110 197H112V195L114 196V194H113L114 192L111 191ZM118 193H119V192H118ZM129 193H131V191H129ZM133 193H134V192H133ZM141 193H142V192H141ZM144 193H146V192H144ZM144 193H143V194H144ZM8 194H9V193H8ZM32 194H33V193H32ZM36 194H37V193H36ZM54 194H55V192H53V194H52L53 196H51V194H50V195L47 194V195H48L49 197H54ZM67 194H68V193H67ZM135 194H136V193H135ZM135 194H134V196H135ZM138 194H140V193H138ZM10 195H13V194H10ZM45 195H46V194H45ZM70 195H71V194H70ZM76 195H77V194H76ZM78 195L80 196V194H78ZM88 195H89V196L92 195L91 197H89V198L92 200V199H96L98 196H100V198H102L101 196H103V195H104V196H105V195H109V193H108V194H103V195H99V193H98V196H96V194H94L95 196H94L93 194H88ZM131 195H132V193H131ZM140 195L142 196V194H140ZM152 195H155V194H152ZM34 196H35V194H34ZM48 196H47V197H48ZM60 196H59L58 198H60ZM79 196H74V199H76L75 197H79ZM104 196H103V197H104ZM136 196H137V195H136ZM136 196H135V197H136ZM141 196H140V198H142ZM149 196H151V195H149ZM6 197H7V196H6ZM55 197H56V195H55ZM63 197H64V195H62V197H61L62 199H61V200L64 199ZM68 197H70V196H68ZM94 197H95V198H94ZM106 197H107V199L109 198L108 196H106ZM106 197L102 198V200L104 199V201L108 202L109 199H113V198H109V199L107 200V199H105ZM115 197H116V194H115ZM123 197H124V196H123ZM138 197H139V196H138ZM151 197H152V196H151ZM156 197H157V195H156ZM35 198H36V197H35ZM44 198H45V196H44ZM44 198H43V199H44ZM58 198H57V199H58ZM72 198H73V197H72ZM124 198H126V196H125ZM133 198H134V197H133ZM206 198H207V197H206ZM0 199H1V198H0ZM8 199H9V198H8ZM50 199H51V198H50ZM50 199L48 198V200H47V199H45V200L49 201ZM54 199H55V198H54ZM65 199H66V197H65ZM77 199H78V198H77ZM79 199H80V198H79ZM90 199H89V200H90ZM114 199H116V198H114ZM136 199H137V198H136ZM154 199H155V198H154ZM160 199H161V196H160ZM59 200H60V199H59ZM61 200H60V201H61ZM67 200H68V199H67ZM70 200H71V199H70ZM72 200H73V199H72ZM86 200H87V199H86ZM98 200H99V197H98ZM100 200H101V199H100ZM118 200H119V199H118ZM138 200H139V199H138ZM158 200H159V199H158ZM158 200H157V201H158ZM1 201H3V200H1ZM42 201H43V202H42ZM42 201H41V202L44 203V200H42ZM51 201H53V203H54L53 198L51 199ZM51 201H50V202H51ZM55 201H56V200H55ZM76 201H77V200H76ZM79 201H80V200H79ZM79 201H78V203H79ZM110 201H111V200H110ZM115 201H116V200H115ZM155 201H156V200H155ZM62 202H63V201H62ZM66 202H68V201H66ZM72 202H73V201H72ZM83 202H84V201H83ZM85 202H86V201H85ZM91 202H92V201H91ZM96 202H97V201H96ZM111 202H112V201H111ZM111 202H110V203H111ZM159 202H160V201H158V203H159ZM37 203H40V202H37ZM59 203H60V202H59ZM63 203H65V202H63ZM63 203H62V204H63ZM74 203H75V202H73V207H74ZM112 203H113V202H112ZM118 203H119V202H118ZM145 203H146V202H145ZM156 203H157V202H156ZM45 204H46V203H45ZM56 204H57V202H55V205H56ZM65 204H66V203H65ZM79 204H80V203H79ZM81 204H82V202H81ZM90 204H91V203H90ZM160 204H161V202H160ZM32 205H33V204H32ZM49 205H50V204H49ZM52 205H53V204H52ZM52 205H51V209L54 210V208H55L57 205H56V206L54 205L53 208H52ZM71 205H72V204H71ZM93 205H94V202H93ZM96 205H97V204H96ZM100 205H101V204H100ZM100 205H99V206H100ZM158 205H159V204H158ZM10 206H11V205H10ZM15 206H16V205H15ZM47 206H48V205H47ZM59 206H60V205H59ZM63 206H65V205H63ZM68 206H69V205H68ZM102 206H103V205H102ZM102 206H100V207H102ZM104 206H105V205H104ZM16 207H17V206H16ZM18 207H19V206H18ZM37 207H38V206H37ZM41 207H42V206H41ZM57 207H58V206H57ZM66 207H67V206H66ZM73 207H72V208H73ZM90 207H91V206H90ZM97 207H98V206H97ZM107 207H108V206H107ZM150 207H151V206H150ZM159 207H160V206H159ZM20 208H21V207H20ZM43 208H44V207H43ZM43 208H42V209H43ZM60 208H61V207H60ZM68 208H69V207H68ZM125 208H126V207H125ZM147 208H148V207H147ZM46 209H48V208H46ZM55 209H58V208H55ZM70 209H71V208H70ZM73 209H74V208H73ZM88 209H89V208H88ZM94 209H95V208H94ZM98 209H99V208H98ZM102 209H103V208H102ZM126 209H127V208H126ZM44 210H45V209H44ZM62 210H63V209H62ZM64 210H65V209H64ZM64 210H63V211H64ZM90 210H91V209H90ZM261 210H262V212L264 213V203H263V205H262ZM4 211H6V210H4ZM39 211H40V209H39ZM63 211H62V212H63ZM66 211H67L66 213H69V212L71 213V211L68 212V209H67ZM74 211H76V210H74ZM6 212H7V211H6ZM12 212H13V211H12ZM33 212H34V211H33ZM33 212H32V213H33ZM40 212H41V211H40ZM43 212H44V211H43ZM50 212H51L50 214H52L53 211H50ZM57 212H58V211H57ZM59 212H60V211H59ZM72 212H73V211H72ZM80 212H81V211H80ZM258 212H259V211H258ZM9 213H11V212L9 211ZM38 213H39V212H38ZM38 213H36V214L39 215ZM63 213H65V211H64ZM96 213H97V212H96ZM98 213H99V212H98ZM190 213H192V212H190ZM1 214H2V213H1ZM40 214H41V213H40ZM50 214H49V216H50ZM59 214H61V213H59ZM99 214H100V213H99ZM33 215H34V213H33ZM41 215H42V214H41ZM44 215H45V214H44ZM61 215H63V214H61ZM61 215H60V216H61ZM64 215H65V214H64ZM6 216H8V215H6ZM22 216H23V215H22ZM42 216H43V215H42ZM42 216H41V217H42ZM47 216H48V215H46V217H47ZM187 216H188V215H187ZM191 216H192V217H191ZM191 216L184 218L185 222H186L188 225L186 226L185 234H183V239H180V240L178 241V243H179V242H181V243L183 242L184 244H186L187 241L191 238V236H193V237L195 236V233H194V234H191V233H192V232H196L197 230L200 229V224L202 223V219H199V220L197 219V220H196V219L193 218V215H191ZM28 217H29V216H28ZM41 217H40V218H41ZM263 217H264V216H263ZM263 217H262V218H263ZM0 218H1V217H0ZM9 218H10V217H9ZM15 218H16V217H15ZM37 218H38V217H37ZM44 219H45V217H44ZM47 219H48V218H47ZM73 219H74V218H73ZM23 220H24V219H23ZM28 220H29V219H28ZM31 220H32V219H31ZM40 220H41V219H40ZM59 220H60V219H59ZM209 220H210V221H209ZM35 221H36V218H35ZM82 221H83V220H82ZM6 222H7V221H6ZM15 222H16V221H15ZM45 222H46V221H45ZM47 222H48V221H47ZM51 222H52V221H51ZM74 222H75V221H74ZM263 222H264V221H263ZM8 223H9V222H8ZM33 223H34V222H33ZM186 223H185V224H186ZM0 224H1V223H0ZM17 224H18V223H17ZM31 224H32V223H31ZM38 224H39V223H38ZM106 224H107V223H106ZM10 225H12V224H10ZM22 225H23V224H22ZM202 225H203V224H202ZM5 226H6V225H5ZM19 226H20V225H19ZM42 226H44V225L42 224ZM45 226H46V225H45ZM45 226H44V227H45ZM50 226H51V225H50ZM52 226H53V225H52ZM95 226H96V225H95ZM34 227H35V226H34ZM47 227H48V226H47ZM0 228H1V226H0ZM3 228H4V227H3ZM3 228H2V229H3ZM12 228H13V226H12ZM19 228H20V227H19ZM37 228H38V227H37ZM40 228H41V226H40ZM42 228H43V227H42ZM48 228H49V227H48ZM48 228H47V229H48ZM184 228H185V227H184ZM4 229H5V228H4ZM20 229H21V228H20ZM27 229H28V228H27ZM35 229H36V228H35ZM0 230H1V229H0ZM6 230L8 231L9 229L7 228ZM6 230H5V231H6ZM10 230H11L10 232L13 231L12 229H10ZM40 230H42V229H40ZM110 230H111V229H110ZM1 231H2V230H1ZM20 231H21V230H20ZM42 231L46 232L47 230H44V228H43ZM2 232H3V231H2ZM10 232L8 231V233H10ZM14 232H15V231H14ZM22 232H23V231H22ZM27 232H29V231H27ZM31 232H33V231L31 230ZM31 232H30V233H31ZM34 232H35V233H34V234L32 233L31 236H30V235H29V236L27 235L26 237H33L32 235H34V237H35L36 232H37V234L39 233V231H37V230L34 231ZM258 232H259V231H258ZM4 233H6V232H4ZM17 233H18V231H17ZM17 233H14V234H17ZM19 233H20V232H19ZM41 233H43V232H41ZM46 233H48V232H46ZM107 233H108V232H107ZM0 234H1V233H0ZM14 234L11 233L10 236H12V235H14ZM180 234H181V233H180ZM17 235H18V234H17ZM19 235H21V234H19ZM24 235H25V234H24ZM39 235H40V233H39ZM39 235H38V236L36 235L35 240L37 239V237L40 239V236H39ZM48 235H49V234H48ZM0 236H1V235H0ZM7 236H9V235H7ZM14 236H15V235H14ZM14 236H13V239L15 240L16 238H15ZM43 236H44V235H43ZM187 236H189V237H188L186 240H184ZM253 236H254V235H253ZM16 237H17V236H16ZM20 237H21V236H20ZM23 237H24V236H23ZM46 237H48V236H46ZM249 237H250V236H249ZM1 238H2V237H1ZM8 238H9V237H8ZM8 238H5V239L7 240ZM17 238H18V237H17ZM256 238H258V237H255V236H254V237H251V239H254V240H255ZM260 238H261V237H260ZM260 238H259V240L261 241ZM263 238H264V237H263ZM10 239H11V238H9V241L13 240V239H11V240H10ZM25 239H28V238H25ZM44 239H46V238H44ZM48 239H49V238H48ZM14 240H13V241H14ZM259 240H258V241H259ZM2 241H4V239H3ZM9 241L7 240V244H8ZM16 241H17V240H16ZM24 241H25V240H24ZM37 241H38V239H37ZM41 241H42V238H41ZM46 241H47V240H46ZM231 241H232V240H231ZM250 241H251V240H250ZM260 241H259V242H260ZM17 242L19 243V240H18ZM32 242H33V240H32ZM39 242H40V241H39ZM43 242H45V241H43ZM251 242H253V241H251ZM251 242H250V243H251ZM14 243H15V242L11 243L10 245L13 246ZM18 243H15V244H18ZM20 243H22V242L20 241ZM25 243H26V242H25ZM29 243H30V242H28L25 246H27ZM34 243H35V241H34ZM36 243H37V242H36ZM40 243H41V242H40ZM46 243H48V241H47ZM22 244H23V243H22ZM22 244H19V245L22 246ZM31 244H32V243H30L29 245L32 246ZM253 244H254V242H253ZM255 244H258V243H256V241H255ZM5 245H6V244H5ZM29 245H28V246H29ZM41 245H42V244H41ZM46 245L48 246V244H46ZM112 245H113V244H112ZM228 245H229V244H228ZM1 246L3 247V243H2ZM7 246H8V247H7V248L5 247V248L8 249L7 251H9V245H7ZM15 246H17V248H18V245H15ZM34 246H35L37 249L39 248V247H37V246H39V245H35V244H34ZM42 246H43V245H42ZM254 246H255V245H254ZM2 247L0 248V249H1V252H0V253H1V254H4V253H2ZM40 247H41V246H40ZM10 248H12V247H10ZM23 248H24V247H23ZM29 248H30V247H28V249H27L28 251H27V252H29ZM44 248H45V247H44ZM47 248H48V247H47ZM47 248H45V249H47ZM185 248H186V247H185ZM13 249H14V248H13ZM13 249H11V252H15ZM41 249H42V248H41ZM41 249H40V250H41ZM45 249H44V250L42 249V250H43L42 252H44ZM182 249H183V247H182ZM209 249L212 250L211 246L209 247ZM228 249H229V248H228ZM30 250H33V249H30ZM34 250H35V249H34ZM34 250H33V253H34ZM4 251H6V250L4 249ZM19 251L21 252V249H19ZM22 251H23V250H22ZM38 251H39V250H37V253H36V251H35V253H34L35 255H34V254L32 253V251H31V253L33 254V259H31V260H32V261H31L32 263H30V264H37L36 257L38 258V256H37V254L39 253ZM46 251H47V250H46ZM51 251H52V250H51ZM181 251H182V250H181ZM20 252H19V253H20ZM42 252H40L39 254L41 255ZM8 253H9V252H8ZM29 253H30V252H29ZM31 253H30V254H31ZM15 254H18V253L15 252ZM25 254H26V252H25ZM25 254L23 253V255H25ZM27 254H28V253H27ZM43 254H44V253H43ZM43 254H42V255H43ZM47 254H48V253H47ZM51 254H52V253H51ZM10 255H11V254H10ZM16 256H17V255H15V257H16ZM18 256H20V255H18ZM25 256H26V255H25ZM25 256H23V257H25ZM29 256H30V255H29ZM1 260H2V258H1ZM4 260H6V259H4ZM28 260H30V259H27L26 264H29V263H28ZM37 260H38V259H37ZM6 261H7V260H6ZM6 261H4V262H6ZM2 262H3V260L0 261V263H2ZM8 263H9V262H8ZM2 264H4V263H2ZM10 264H12V263L10 262ZM158 264H159V262H158ZM161 264H162V263H161ZM208 264H209V263H208Z\"/></svg>",
    "mask_w": 264,
    "mask_h": 264
},
{
    "label": "crops",
    "instance_id": "0c3cea01",
    "mask_svg": "<svg viewBox=\"0 0 264 264\" xmlns=\"http://www.w3.org/2000/svg\"><path fill=\"white\" fill-rule=\"evenodd\" d=\"M231 201H235V203H238V205L239 206H247V205H251V206H259V205H261V202H262V200H254V199H251V198H245L244 197V199H237L236 197L235 198H230L229 199V201H226V205H230V204H235V203H232ZM231 202V203H230ZM181 220V222L182 221H184V218H181L180 219ZM226 221L227 222H229V220L228 219H226ZM177 222H179V221H177ZM205 223V222H204ZM178 224V223H177ZM179 225V224H178ZM218 225H220V224H218ZM204 227H205V225H203ZM203 226H201V228L203 227ZM176 227H179V226H176ZM185 223H183L182 224V229H181V231H180V233L181 234H183L184 233V231H185ZM200 228V229H201ZM212 248V251H213V247H211Z\"/></svg>",
    "mask_w": 264,
    "mask_h": 264
}]
</instances>
